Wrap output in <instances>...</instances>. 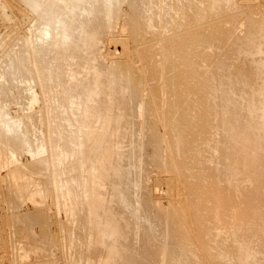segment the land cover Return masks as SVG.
<instances>
[{
    "label": "rangeland",
    "instance_id": "rangeland-1",
    "mask_svg": "<svg viewBox=\"0 0 264 264\" xmlns=\"http://www.w3.org/2000/svg\"><path fill=\"white\" fill-rule=\"evenodd\" d=\"M23 1V2H22ZM62 0H35V2L33 0H31L29 2H27V0H0V124L2 126H0V264H96L99 263V264H103V261H100V260H104L107 261L108 263H104V264H109L111 261L113 260H109V258H113L114 257V261L113 262H116L114 264H119L120 261L123 260L124 256L126 255L127 252L130 251V253H127V254H131L134 252L137 253L138 251H140V254L137 253L138 257L143 255V253H145L146 251V254L144 255L145 257H143V260L146 261L148 260L147 256L151 255L150 259L151 261H147L145 264H225L229 261H233L232 263H234L236 261L237 264H239V262L242 261L241 258H244L242 256H245L246 254V259L248 257L249 252L251 253V255L249 257H251L249 259L250 262L251 260H253L251 263H249V261L247 260H244L240 263V264H245V263H249V264H264L263 262V258H264V236L262 237V235H264V174H261L260 175V171L262 170L264 172V165L261 166V167H255L256 169V174L254 172L255 175H252L251 177V181H244L245 183L247 182V184H245L244 182L242 183L241 181V184L243 186H241L240 184V181H236V182H231L228 183L226 182V178L225 175H223L221 177L220 173L217 172L218 171H221V167H224L226 166V163L224 164L225 160H224V152L221 154V143H223L222 141H224V138L226 137V131L222 128V126H216V124L218 123H215V122H218L219 120V113H218V110H217V107L219 109V99L218 97L220 96L219 94L221 93L222 89L224 86V88L230 90L229 91V94L232 95L234 94L235 92H239L238 94L240 95L241 93V97L243 98L242 101H243V104H241V101H240V104L241 106L243 105V107H240V109H244L246 110L245 108V102H248L249 101H252L254 99V96H255V93H256V96L259 95L260 97L264 94L263 93V90H261L260 86L262 84V80H264V75L262 74L263 71L259 72L257 71L256 74L257 76L255 75V72H251V70H255V68L253 67H250V68H253V69H249L248 67L249 66H255V62H252V64L254 63V65H251V61L252 59L250 60V58L256 54H253V53H250L249 51L247 52L245 50V43L243 42L244 39L241 38L242 35H244V31H242L243 33L241 34V36L238 34L240 33L238 29L239 28V23H237L238 21H242L243 22V18L241 15V11H243L245 8H242V7H239V9L237 10V8H234L236 6H229L227 7L225 10L223 9V11H220L218 8H214L215 10L213 11L214 15L216 14V16L218 17L219 15V22H217L216 20V16L214 18V20H212V17L210 19V16L207 14V11L204 9L202 14H203V18H204V27L201 28L202 25H200V28L199 26H196V25H193L191 26L193 29L189 28V33H186L185 31H180L179 33L178 32H175V34L177 35H181L180 37L177 35V39H180L183 37L182 40H184L186 38V40L190 37H192L193 35L196 36H199L202 38L203 37V40H204V44L202 46H198V48H192V50H189L191 48H187L186 50H189V53L188 55L186 54V56H188V59H190V55H193V61L191 64H195V68L193 67V65L191 66L192 68H194V72H195V78L196 80H198L197 78H201L203 80H205V82H202V80H199L201 83L198 86L197 88V85H196V80H194V74L192 76V72L190 74V72H187L188 75H182V71L180 72L178 67H182L184 65H181V60L179 61L178 57H172L173 58V61H169V60H165L164 61V57H162V61H161V56L164 55V52L166 50V47H164V45H167L165 44V41L164 39L167 38V37H161L163 36L162 33H164V27L162 24L163 22H168V16L171 17L170 19V22L167 23V24H170L171 22H174L173 21V18H176V16H180V15H184L187 17L186 20H188V15H187V12L189 10L191 11H194L195 10V7L193 8L192 7V2H194V0H182L183 2H187L184 4L183 3H180L178 1H181V0H170L171 4L174 6H176V4H179L178 8L181 7L182 9V6H184V10H186L187 12L183 11V9L181 10L182 12H180V15H176L175 11H174V8L176 9V7L173 8L172 10V7L170 8V3L168 5V2L169 0L166 2V7H164L163 1H161L159 3V0H146L148 1L147 3H150V4H155L154 5V8L156 6V8L153 10L152 6L153 5H150V7H152L151 9H149V12L148 14H153L150 15V18L154 15L153 18L151 19H154V20H151L152 23H154L151 27L150 30L146 31L144 30L143 28H138L139 30H134V25H132V21H133V17L135 16V14L133 13H138V10H141V9H138L140 6L142 7V5H139L141 4L140 2H142V0H138V1H132V0H76L74 1V3L76 4V8L74 9V15H73V19L71 20L70 24L71 27L68 29L67 31V35L68 37L65 39L66 41H62L61 39H59L58 41L56 40L59 35L64 31V27L63 25H61L60 23H57L54 19H52V12L57 9V6L56 5H59L61 3ZM71 1V0H70ZM91 1V2H90ZM121 1V2H120ZM124 1V2H123ZM140 1V2H139ZM150 1V2H149ZM158 1V2H157ZM174 1V2H173ZM176 1V2H175ZM196 1V0H195ZM235 1V2H233ZM233 4H237V6H244L245 4H248L250 3L249 1L245 0L246 2H244L243 0H233ZM27 2V4H26ZM139 2V4H138ZM153 2V3H151ZM252 2V1H251ZM28 3L30 5H28ZM127 3V4H126ZM137 6H136V4ZM157 3V4H156ZM196 5L199 3L196 1L195 2ZM35 4V5H34ZM100 4V5H99ZM130 4V6L128 5ZM135 4V5H134ZM194 4V3H193ZM201 4V3H200ZM204 4V3H202ZM201 4V7L199 8H203L204 5ZM251 4V3H250ZM43 5V6H42ZM50 5V7H49ZM111 5V6H110ZM114 7H113V6ZM169 6V10L168 12L167 11H164L168 13L167 17H163L164 14L163 11H160L159 8L161 6V10H167L168 6ZM190 6V8H188V6ZM195 5V6H196ZM197 5V6H198ZM232 5V4H231ZM35 6V8H34ZM41 6V7H40ZM45 6V7H44ZM135 6V7H133ZM139 6V7H138ZM187 6V7H186ZM32 7V9H31ZM39 7V9H38ZM44 7V8H43ZM87 7V8H86ZM94 7V8H93ZM106 7V8H105ZM108 7V8H107ZM119 7V8H118ZM129 7V9H128ZM130 7H133L132 9H130ZM137 7V8H136ZM51 8V9H50ZM52 8H54L52 10ZM86 8V9H84ZM89 8V9H88ZM111 8V9H110ZM165 8V9H164ZM193 8V9H191ZM241 8V10H240ZM46 9V11H45ZM100 9V10H99ZM110 9V10H108ZM117 9V11H116ZM134 9H136L135 11H133ZM138 9V10H137ZM158 9V10H157ZM189 9V10H187ZM77 10V11H76ZM94 10V11H93ZM151 10V11H150ZM156 10V12H154ZM172 10V11H171ZM222 10V9H221ZM112 11L110 14L107 12H110ZM171 11V12H170ZM173 11H174V14H173ZM180 11V10H179ZM219 12L218 14L215 12ZM234 11H237V12H240L239 13H235ZM40 12V13H39ZM45 12V13H44ZM95 12V13H94ZM140 12V11H139ZM161 14H160V13ZM169 12L171 14H173V18L171 16V14H169ZM185 12L186 15L183 13ZM206 12V13H205ZM221 12V14H220ZM119 13V14H118ZM126 13V14H125ZM129 13H131V16ZM141 13V12H140ZM183 13V14H182ZM189 13V17H190V12ZM192 13V12H191ZM37 14V16H36ZM47 14V15H46ZM91 14V15H90ZM98 14V16H97ZM102 14V15H101ZM157 14H160V15H157ZM166 14V13H165ZM206 14V15H205ZM233 14H237L236 16L233 15ZM31 15V16H30ZM109 15V16H107ZM116 15V16H114ZM76 16L79 18H76ZM130 16V18L128 17ZM162 16V17H160ZM233 16H235L233 19H231ZM16 19H15V18ZM36 17V18H35ZM43 17V18H42ZM51 17V18H50ZM75 17V18H74ZM90 17V19H89ZM98 19H97V18ZM164 18V21L163 19L161 20L160 18ZM237 17V18H236ZM244 17V16H243ZM94 18V19H93ZM114 18V19H113ZM124 18L126 20H124ZM183 18V16H182ZM185 18V17H184ZM229 18L232 20H229ZM237 20H236V19ZM242 18V20H241ZM52 20L51 22L55 21L52 23V25H54V27H52L51 29V33L52 35L50 36H47L46 39L43 40V42L46 40V42H41V40L39 39V33H38V30L39 28L42 26V24H44L47 20ZM116 19V20H115ZM131 20L129 21V23H131V25L129 23H127L126 21L128 20ZM160 19V20H158ZM178 19V18H177ZM36 20V21H35ZM75 20V21H74ZM79 20V21H78ZM94 20H95V23L97 24L95 26V23H94ZM104 20V21H103ZM175 20V19H174ZM213 21V23H211L210 21ZM215 20H216V23H215ZM227 23V27H226V23L223 25V21ZM236 20V21H235ZM35 21V22H34ZM84 21V22H83ZM100 21V22H99ZM115 21V22H114ZM154 21V22H153ZM157 21V23H156ZM159 21V22H158ZM163 21V22H162ZM220 21L222 23H220ZM236 26H235V24ZM80 24H77L79 23ZM89 22V23H88ZM122 22V23H120ZM126 23L127 25L124 26L123 23ZM162 22V23H160ZM230 22V25H228ZM232 22V23H231ZM101 23V24H99ZM103 23V24H102ZM108 23V24H107ZM74 26H73V25ZM77 24V25H76ZM83 24H84V27H83ZM135 24V23H134ZM165 24V25H167ZM213 24V25H212ZM220 24L222 25L220 27ZM233 26H232V25ZM80 25V26H79ZM91 25V26H90ZM103 25V26H101ZM122 25V29H121V26ZM162 27H161V26ZM209 25V26H208ZM212 25V27H210ZM78 26L80 28H78ZM86 26V27H85ZM113 26V27H112ZM116 26V27H115ZM127 26V27H126ZM130 26L131 29H133V31L135 33H133V31L128 27ZM156 26V27H155ZM208 26V28H207ZM216 26V28H215ZM230 26L233 31L232 35L233 36H236L237 34L239 36H236L238 38H235L234 40V37H232V35L229 34V32H232V30L230 29L229 31V28L228 27ZM73 27V28H72ZM91 27V28H90ZM100 27H101V30H100ZM105 27V29H103ZM126 27V28H125ZM190 27V26H189ZM196 27V29L194 28ZM206 27V29H205ZM219 27V28H218ZM222 27L226 28L225 29H222ZM234 27V28H233ZM76 28V30H75ZM82 28V30H81ZM86 28V29H85ZM88 28H90V30H88ZM163 28V29H162ZM217 29V31L215 30V32L213 31V29ZM220 28L223 30L221 31ZM25 29V30H24ZM72 29V31H71ZM134 34V36L131 35V32H128L130 31ZM161 29V30H160ZM201 29V30H200ZM70 30V31H69ZM81 30V31H80ZM92 30V31H91ZM99 30V31H98ZM128 30V31H127ZM156 30V31H155ZM163 30V31H162ZM188 30V29H187ZM207 30V33H205ZM209 30V31H208ZM212 30V32H210ZM238 30V31H237ZM27 31V32H25ZM146 31V32H145ZM160 31L162 33H160ZM193 33H191V32ZM200 31V33H199ZM76 32V33H75ZM87 32H93L95 33V37L97 36V38L95 39V46L92 45V46H88L86 47V43H85V37H86V33ZM100 32V33H99ZM148 32V33H147ZM152 32V33H151ZM197 32V33H196ZM210 32V33H209ZM219 32V33H218ZM225 32V33H224ZM228 34H227V33ZM236 32V33H235ZM79 33V34H78ZM99 33V34H98ZM118 33V34H117ZM154 33V34H153ZM159 33V34H158ZM181 33H184V34H181ZM205 33L204 35H201ZM264 33V32H263ZM55 34V35H54ZM74 34V36H73ZM136 34V35H135ZM156 34V35H155ZM161 34V35H160ZM192 34V36H191ZM217 34V35H216ZM220 34V35H219ZM25 35V36H24ZM28 35V36H27ZM77 35V36H76ZM82 35V36H81ZM131 35V36H130ZM143 37H142V36ZM150 35V37H149ZM154 35V37H153ZM183 35V36H182ZM185 35V36H184ZM188 35V36H187ZM224 35V36H223ZM227 35V36H226ZM230 35V36H229ZM38 36V37H37ZM70 36V37H69ZM72 36V37H71ZM117 36L119 37H122L123 39L127 40V42H129L130 44V47H131V55L127 58L126 55L123 54V52L120 50L121 47L117 44L113 45L112 47V43L109 42L111 39H115ZM146 36V37H145ZM161 37L163 39H160L158 40V38L156 37ZM264 36V35H263ZM19 37V39H17ZM26 37V38H24ZM132 37V38H131ZM149 37V38H148ZM222 37V38H221ZM232 37L233 39H230ZM240 37V38H239ZM21 38V39H20ZM23 38V39H22ZM73 38H76V39H73ZM134 38V39H133ZM155 38V39H154ZM205 38V39H204ZM218 38V39H217ZM220 38V40H219ZM228 38V40H227ZM17 39V40H16ZM28 40L26 39H29V41L27 42V45H24L26 44V42ZM84 39V40H83ZM213 39V41H212ZM237 39H240L238 41V45H237ZM20 40V41H19ZM22 40V41H21ZM31 40V41H30ZM81 40V41H80ZM100 40V42H99ZM131 40V41H130ZM134 40V42H133ZM156 40V41H155ZM207 40V41H206ZM227 40V41H225ZM242 40V41H241ZM264 40V38H259L258 41H261ZM36 41V42H34ZM50 41V42H49ZM53 41V42H52ZM60 41V42H59ZM83 41V42H82ZM139 41H141L139 43ZM163 42V45L162 43H159V42ZM222 41V42H221ZM224 41V42H223ZM229 41V42H228ZM233 41L234 44L231 42ZM236 41V42H235ZM20 42H21V46L19 47L20 45ZM25 42V43H24ZM30 42V43H29ZM56 42V43H55ZM79 42V44H78ZM137 42V43H136ZM150 42V44H148ZM226 42V43H225ZM242 42V43H240ZM19 43V44H18ZM50 43V45H49ZM53 43V44H52ZM147 43V45H146ZM160 45H159V44ZM223 43V44H222ZM230 43H232L231 46ZM241 45V49L243 47V50H241V57L237 56L239 55V49H240V44ZM244 43V44H243ZM142 44V45H141ZM144 44V45H143ZM154 46H152V45ZM220 44V45H218ZM237 46H236V45ZM32 45V46H31ZM34 45L36 46L34 48ZM45 45V46H44ZM48 45V47H47ZM69 45V46H68ZM98 45V46H97ZM103 45V46H102ZM109 45V46H108ZM141 45V46H140ZM145 45L147 47H145ZM159 45V46H158ZM228 45V46H227ZM234 45L236 47H234ZM261 45V46H260ZM260 48L262 49L260 54H264L262 51H264V43H260ZM18 46V47H17ZM23 46H28L26 47H23ZM31 46V47H30ZM73 46V47H72ZM144 46V47H143ZM149 46V47H148ZM153 48H152V47ZM196 46V47H197ZM206 49H205V47ZM230 46V47H229ZM45 47V48H44ZM82 47V48H81ZM97 47V48H96ZM135 47V48H134ZM140 50L143 49V50ZM225 47V48H224ZM245 47V48H244ZM33 48V50H32ZM44 48V49H43ZM49 48V49H48ZM56 48V49H55ZM71 50H70V49ZM86 48V49H85ZM96 48V50H95ZM99 48V49H98ZM133 48V49H132ZM145 48V50H144ZM148 48H150V53L148 50ZM162 48V49H161ZM165 48V49H163ZM202 48V49H201ZM204 48V50H203ZM221 48V49H220ZM231 48V49H229ZM233 48V49H232ZM238 48V50L235 49ZM25 49V50H24ZM28 49H29V52H28ZM32 51H31V50ZM36 49V50H35ZM51 49V50H50ZM63 49V50H62ZM93 49V50H92ZM136 49V50H135ZM195 49V52H193ZM200 49V50H199ZM15 50V52H14ZM46 50V51H45ZM70 50V51H68ZM73 51L74 54H77L76 55H73V53H71ZM76 50V51H75ZM79 50V51H78ZM153 50V51H151ZM158 50V51H157ZM185 50V49H184ZM183 50V53L186 52ZM199 50V52L197 51ZM208 52L206 53L205 52ZM212 50V51H210ZM219 50V52H218ZM220 50H223V51H220ZM226 50V51H225ZM245 50V51H244ZM24 53H23V52ZM44 51V52H43ZM50 51V53H49ZM157 53H155V52ZM160 51V52H159ZM192 51V54H190V52ZM197 51V52H196ZM204 51V52H203ZM237 51V53L235 52ZM29 55H28V53ZM31 52V53H30ZM35 52V53H34ZM43 52V54L41 53ZM46 52V54H45ZM76 52V53H75ZM81 52V53H80ZM99 52V53H98ZM116 52V55L114 56ZM138 52V53H137ZM140 52V53H139ZM143 52V54L141 53ZM154 54H152V53ZM201 52H203L204 54L201 55ZM226 52H228L230 55L229 57V54H227ZM16 53V54H14ZM21 53V54H20ZM33 53V54H32ZM37 53V54H36ZM49 53V54H48ZM69 53V54H68ZM80 53V54H79ZM90 53V54H89ZM119 53V54H118ZM133 53H135L133 55ZM250 53V54H249ZM61 54V55H60ZM65 54V56H64ZM94 54V55H93ZM123 57H121V55ZM137 54L139 55V57L137 56ZM149 54V55H148ZM163 54V55H161ZM223 54V55H222ZM247 56H245V55ZM248 54V55H247ZM252 54V55H251ZM261 54V55H262ZM35 55V56H34ZM37 55V56H36ZM48 55V56H47ZM59 55V56H58ZM67 55V56H66ZM87 55V56H86ZM100 55V56H98ZM144 57H143V56ZM251 55V56H250ZM24 56V59H22ZM34 56V57H33ZM74 56V57H73ZM76 56V58H75ZM81 56V57H79ZM83 56V57H82ZM92 58H89L91 57ZM142 56V57H140ZM146 56V58H145ZM221 56V57H220ZM225 56V57H224ZM236 56V57H235ZM243 56V57H242ZM257 56V55H256ZM264 56V55H262ZM15 57V58H14ZM29 57V58H28ZM49 57V58H48ZM62 57V58H61ZM99 57V58H98ZM131 57V58H130ZM149 57V59H148ZM196 57V58H194ZM219 57V58H218ZM223 57L225 59H223ZM250 57L249 59H246ZM43 58V59H42ZM56 58V59H55ZM94 58V59H93ZM127 60H125V59ZM141 58V59H140ZM151 58V59H150ZM171 58V59H172ZM227 58L230 60H227ZM237 58V60H236ZM16 59V60H15ZM20 59L22 61H20ZM53 59V60H52ZM59 59V61H58ZM64 59V62L62 61ZM66 59V60H65ZM84 59V61H83ZM137 59V60H136ZM203 59V60H202ZM245 59V60H244ZM19 60V61H18ZM33 60V61H32ZM46 60V61H44ZM74 60V61H73ZM79 60V61H78ZM96 60V61H95ZM123 60V61H121ZM132 62H131V61ZM143 60V61H142ZM148 60V62H147ZM152 60V61H151ZM157 60V61H156ZM218 60V61H217ZM224 60V61H223ZM243 60V61H241ZM248 60V61H247ZM250 60V61H249ZM33 63H32V62ZM37 61V62H36ZM48 61V63H47ZM58 63H56V62ZM70 62L68 64V62ZM102 61V63H101ZM119 61V62H118ZM121 61V62H120ZM136 61V62H135ZM139 61V62H138ZM196 61V62H195ZM200 61V62H199ZM222 61V63H221ZM226 61V62H225ZM241 61V62H240ZM245 61V62H244ZM85 62V63H84ZM91 64L92 66H94L95 70L97 69L100 73V76L98 77L100 81H102L103 79L105 80V82L102 84V82H100V88H99V91L97 92L96 95H93L91 98H87L85 93H84V89L86 88L85 86H87L89 84V82L91 81V71L89 73V71H87L84 67L85 65H87L88 63ZM116 64H115V63ZM126 62V63H125ZM129 62V63H128ZM154 62V63H153ZM167 62H169L167 64ZM180 62V65H178ZM211 62V63H210ZM213 62V63H212ZM225 62V63H224ZM228 62V63H227ZM233 62V63H232ZM238 62V63H237ZM15 63V64H14ZM62 63V64H61ZM72 63V64H71ZM99 65H98V64ZM132 63V65L130 64ZM148 63H150L148 65ZM162 65V67H164V70H162L163 68L159 65ZM163 63L165 65H163ZM177 67H175L176 65ZM219 63V64H218ZM241 63H244L245 65L241 64ZM250 65H249V64ZM20 64V66L18 65ZM29 64V65H28ZM31 64V65H30ZM39 64V65H38ZM55 64V65H54ZM60 64V65H59ZM113 64V66H112ZM130 64V65H129ZM147 64V65H146ZM167 64V65H166ZM206 64V65H205ZM208 64L209 66L211 67H208ZM221 64V66H220ZM230 66H229V65ZM239 64V65H237ZM17 65V66H16ZM45 65V66H44ZM52 65V66H51ZM57 65V67H56ZM106 65V67H104ZM126 65V66H125ZM128 65V66H127ZM134 65V66H133ZM155 66H158V67H154ZM203 65V66H202ZM234 65V66H233ZM12 66V67H11ZM28 68H27V67ZM39 67H41V69H37ZM47 66V67H46ZM55 66V67H54ZM60 66V68H59ZM65 66V67H64ZM67 66V67H66ZM83 66V68H82ZM112 68H110V67ZM131 66V67H130ZM137 66V67H136ZM141 66V67H140ZM148 66V68H147ZM149 66H153L152 68L149 67ZM160 66V67H159ZM205 66V68H204ZM246 66V67H244ZM19 67V68H18ZM51 67V69H50ZM118 67V68H117ZM120 67V68H119ZM186 67V66H185ZM190 67V68H191ZM197 67H200L202 68L201 71H200V68L199 70L197 69ZM216 67V68H215ZM218 67V68H217ZM9 68V69H8ZM11 68V69H10ZM46 68V69H45ZM47 68H49L47 70ZM62 68V69H61ZM72 68V69H71ZM106 68V69H105ZM109 68V69H108ZM115 68V70H114ZM122 68V69H121ZM129 68V69H128ZM132 69V72H131V69ZM157 68L161 69V70H158ZM209 68V69H208ZM228 68V69H226ZM240 68V69H239ZM32 69V70H31ZM38 71H36V70ZM61 69V70H60ZM81 69V71L79 70ZM112 69V70H111ZM117 69V70H116ZM127 69V70H126ZM155 69V70H154ZM172 69V70H171ZM211 69V70H210ZM217 69V70H216ZM222 69V70H221ZM234 69V70H233ZM249 71L255 75V77H258V72L262 75V77L259 75V77L261 78H256L252 80V82L254 83V86H253V83L251 82L250 85H252L253 87H255V85H257L254 89H251L253 90V92H250V93H245V91H242L241 90V83L244 84V82L240 81L239 80V77L238 75H243L245 74L244 77H246V75H248L247 73ZM9 70V71H7ZM24 70V71H23ZM29 70V71H28ZM35 70V71H34ZM46 72H45V71ZM55 72H54V71ZM60 70V71H59ZM63 70V71H62ZM86 70V71H85ZM96 70V71H97ZM104 70V71H103ZM116 71V76H115V72H112V71ZM123 70V71H122ZM125 70V71H124ZM136 70V72H135ZM165 70H167L165 72ZM171 70V71H170ZM178 70V71H177ZM181 70V69H180ZM188 71V69L186 70L183 69V71ZM215 70V71H213ZM221 70V71H220ZM247 72H246V71ZM16 71V72H15ZM34 71V72H33ZM59 71V72H58ZM67 71H68V74H67ZM77 71V73H76ZM80 71V72H79ZM108 71V72H107ZM129 71V72H128ZM146 71V72H145ZM154 71V72H153ZM163 71V73H162ZM199 71V72H197ZM208 71V72H206ZM237 71V72H236ZM20 72V74H19ZM23 72V73H22ZM37 72V73H35ZM45 72V73H44ZM53 72V73H51ZM62 72V73H61ZM65 72V73H64ZM121 72H124V74L122 75ZM151 72V73H150ZM157 72V74H155ZM158 72L161 74H158ZM165 72V73H164ZM169 72V73H167ZM218 72V74H217ZM222 72H223V75H222ZM228 72V77L226 76V74L224 73ZM241 74H240V73ZM246 72V73H245ZM33 73V74H32ZM58 73V74H57ZM73 73H75L72 77L74 78V80H72L73 78L70 77ZM104 73V74H103ZM128 76V79H129V76H130V80L126 79L127 76ZM167 73V74H166ZM174 73V74H173ZM185 73V72H184ZM205 73V74H204ZM233 73V74H232ZM238 73V75H237ZM264 73V72H263ZM8 74V75H7ZM15 74H17L15 76ZM28 74V75H27ZM45 74V75H44ZM51 74V75H50ZM67 74V75H66ZM106 74V75H105ZM110 74V75H109ZM119 74V75H118ZM133 74V75H132ZM139 74V75H138ZM168 74H173L174 78H172L171 76V79H170V76ZM181 74V79H178V76ZM198 74V76H197ZM202 74V75H200ZM211 74V75H209ZM221 74V75H220ZM230 74V76H229ZM236 74V75H235ZM250 74V73H249ZM37 75V76H36ZM39 75V77H38ZM69 75V76H68ZM126 78H125V76ZM135 75V76H134ZM138 75V76H137ZM143 75V76H142ZM219 75V76H217ZM225 75V77H224ZM237 77L238 78V82L239 83H235V81H233V78L231 77ZM234 75V76H233ZM56 76V77H54ZM68 76V77H67ZM76 76V77H75ZM111 76V77H110ZM114 76V77H112ZM122 76V77H121ZM132 76V77H131ZM163 76V77H162ZM177 76V77H176ZM193 78V81L191 80V77ZM200 76V77H199ZM204 76V77H203ZM217 76V77H216ZM20 77V78H19ZM30 77V78H29ZM35 79H33V78ZM41 77V78H40ZM69 77L71 78V80L69 79ZM119 77V78H118ZM136 77V78H135ZM143 77V78H142ZM163 79H162V78ZM167 77L169 78L168 80V85H166L167 83ZM189 77V78H188ZM206 77V78H205ZM243 77V78H244ZM18 78V79H17ZM21 78H23L21 80ZM32 78V79H31ZM40 78V79H39ZM56 78V79H55ZM60 78V79H59ZM82 78V79H81ZM87 78V79H86ZM90 78V79H89ZM102 78V79H101ZM107 78V79H105ZM114 78V79H112ZM207 78H208V82L210 83V88H209V85H207ZM211 80H210V79ZM214 78V80H213ZM232 78V80H231ZM25 79V81H24ZM44 79V81H43ZM54 79V80H53ZM62 79V80H61ZM65 79V80H64ZM67 79V80H66ZM90 81H89V80ZM111 79V80H110ZM132 79V81H131ZM175 80L174 81V84H175V87L172 85L173 82L171 80ZM177 79H178V82L181 84V86H177L179 87L176 88V84L178 83L177 82ZM220 79V80H219ZM223 79V81H221ZM228 79L229 81H231V86H234V87H231L230 86V82L229 84H226L228 83ZM19 80V81H17ZM28 80V81H27ZM48 80V81H47ZM85 80V81H84ZM107 80V82H106ZM114 80V81H113ZM115 80H118L117 82ZM122 80V81H121ZM123 80H128L125 81V84L123 82ZM180 80V81H179ZM183 80V81H182ZM203 80V81H204ZM219 80V81H218ZM260 80V81H258ZM17 81V82H16ZM27 81V83H26ZM57 81V82H56ZM63 81V83H62ZM67 81V82H66ZM171 81V82H170ZM186 81L190 82L192 81L189 86L191 87V85L195 86L191 87V93L189 92V99L192 98L193 101L197 102V100L199 99L200 101V98H201V101L199 102L198 101V104L197 106H199L198 108L201 107L202 108V113L201 111H199L200 109L197 108V106L195 105V102L193 103V107L196 106L197 110H196V113H199V116L201 114V118L198 116V121L196 120L197 119V116L195 118V114H194V110H195V107L194 109L190 110V108L192 107L191 105V100H190V103L188 105H186L187 107L186 108H183L185 106H180V109L179 107L174 103L173 100L176 101V98H172L173 95L175 96V93L177 92L176 89H178V92L180 90V87L182 86H185L186 85ZM195 81V83H194ZM199 81L197 82V84L199 83ZM225 81V82H224ZM258 83H257V82ZM29 82V84H28ZM46 82V83H45ZM61 82V83H60ZM80 82V83H79ZM115 82V83H114ZM120 82V83H119ZM131 83L132 82V87H128V83ZM152 82V83H150ZM157 82V83H156ZM164 84H163V83ZM184 82V84H183ZM188 82V83H189ZM234 84H238V88H240V90L238 91L236 85H232L233 83ZM237 82V81H236ZM259 82H261V84H259ZM36 83V84H35ZM42 83V84H41ZM145 83V84H144ZM206 83V84H205ZM208 83V84H209ZM214 83V84H213ZM219 83V84H218ZM221 83V84H220ZM223 83V84H222ZM256 83V84H255ZM14 84V85H13ZM23 84V85H22ZM27 84V85H26ZM84 84V85H83ZM106 84V86H105ZM109 84V86H108ZM118 84V85H117ZM127 84V85H126ZM150 84V85H149ZM163 84V85H162ZM183 84V85H182ZM202 84H204L203 86H206V88H202ZM215 84L218 86H215ZM225 84V85H224ZM249 84V83H248ZM22 85V86H21ZM29 85V86H28ZM39 85V86H38ZM64 85V86H63ZM68 85V86H67ZM73 85V86H72ZM113 87L111 89V86ZM136 85V86H135ZM146 85V86H145ZM148 85V86H147ZM178 85V84H177ZM58 86V87H57ZM62 86V87H61ZM115 86V87H114ZM121 86V87H120ZM124 86V87H123ZM166 86V88H164ZM168 86H171L172 87V92L174 91V93L171 95V87L169 88ZM211 86H212V89H211ZM215 86L216 88V91L218 92H215V88H213ZM229 86L232 88H229ZM259 86V87H258ZM9 87V88H8ZM19 87V88H18ZM65 87V88H64ZM117 87L118 88V92H117V96H119L117 98L116 95L113 94V92H115V90H117ZM123 87V88H122ZM139 87V88H138ZM200 87V88H199ZM220 87V89H219ZM26 88V90H25ZM60 88V89H59ZM81 88V90H80ZM132 88V89H131ZM159 88V89H158ZM234 88V89H233ZM259 88V90H258ZM64 91H63V90ZM115 89V90H113ZM123 89V90H122ZM127 89V90H126ZM139 89V90H138ZM165 89V90H164ZM170 92H169V90ZM175 89V90H173ZM183 89V88H182ZM202 89V91L204 90V92L201 93L200 90ZM205 89H209L208 92H207V96H206V90ZM214 89V90H213ZM52 90V91H51ZM72 90V91H71ZM103 90V91H102ZM107 90V91H106ZM113 90V92H111ZM136 90V91H135ZM158 90V92H157ZM220 90V91H218ZM234 90V92L232 91ZM236 90V91H235ZM254 90H256L254 92ZM107 92L106 95L104 92ZM132 91H135L133 92L135 96H133L131 93ZM139 91V93H137ZM182 91V90H180ZM258 91H262V93L260 92L258 94ZM66 92V93H65ZM77 92V93H76ZM101 92V94H100ZM109 92V93H108ZM111 92V93H110ZM115 92V93H116ZM151 92V93H150ZM169 94H168V93ZM198 92H200V94L203 95V98H202V95H200ZM212 92H214V96L216 95H219V96H216L217 97V100H216V97H212L213 94ZM243 92V93H242ZM17 93V94H16ZM22 93V94H21ZM73 93V95H72ZM80 93V95H79ZM129 93V94H128ZM163 93V94H162ZM165 93V94H164ZM212 95H211V94ZM232 93V94H231ZM245 93V94H244ZM254 93V94H253ZM119 94V95H118ZM124 94V95H123ZM140 94V95H139ZM179 94H176V96H179ZM191 94V95H190ZM199 94V95H197ZM210 94V96H209ZM248 95V96H245L244 98V95ZM26 95V96H25ZM79 95V96H78ZM85 95V96H84ZM104 95V96H103ZM160 95V96H159ZM237 93H235L233 95L234 98L238 99L239 95H237ZM253 98H252V96ZM23 96V98H22ZM72 96V97H71ZM85 99H84V97ZM106 96V97H105ZM112 97H116L114 100L111 98ZM130 96L132 97V101L130 100ZM162 96V97H161ZM167 96V97H166ZM172 96V97H170ZM199 96H201L199 98ZM206 96V97H204ZM250 96H251V100H250ZM259 96L255 97L256 100H254V102H256L257 104L259 103L260 104V100H262V102H264V95L260 98ZM62 97V98H61ZM64 97V99H63ZM82 97V98H81ZM94 97V98H93ZM101 97V98H100ZM104 99H103V98ZM125 97H127V99H124ZM139 97V98H138ZM159 97V99H157ZM210 97V98H209ZM240 97V98H241ZM247 97V98H246ZM249 97V98H248ZM130 98V99H129ZM171 98V99H170ZM198 98V99H197ZM205 98V99H204ZM209 98V101L208 103L204 100H208ZM213 98V99H212ZM95 99V100H94ZM97 99V100H96ZM105 99L108 101H105ZM120 102H118L119 100ZM129 99V100H128ZM165 99V100H164ZM203 99V100H202ZM212 99V102H210ZM58 100V101H57ZM98 100H101L98 101ZM103 100L105 101V103L103 102ZM117 100V101H116ZM127 101L124 102V101ZM135 100V101H134ZM159 100V101H158ZM239 100V99H238ZM237 100V101H238ZM69 101V102H68ZM82 101V102H81ZM91 103H90V102ZM96 103H95V102ZM128 101H131V105L128 106ZM153 101V102H152ZM158 101V102H157ZM163 101V102H162ZM167 101V102H165ZM170 101H173V103H170ZM21 104H20V103ZM24 102V103H23ZM64 102V103H63ZM97 102H98V106H97ZM111 102V103H110ZM118 102V103H117ZM136 102V103H135ZM161 102V103H159ZM246 103V106H248V104L250 105V103ZM261 102V103H262ZM26 103V104H25ZM57 103V105H56ZM82 103V104H81ZM95 103V104H94ZM108 103V104H107ZM117 103L118 106H116L115 104ZM125 103V104H123ZM164 103V104H163ZM172 104L170 106V104ZM216 103H219V104H216ZM77 104V105H76ZM101 104H103L102 106L105 107L103 108L102 106H100ZM111 104V105H110ZM123 104V105H122ZM133 104V106H132ZM143 104V105H142ZM159 104V106H158ZM168 104V105H167ZM202 104V105H201ZM203 104H206V105H203ZM210 104H213V105H210ZM239 104V106H240ZM256 104V105H257ZM50 105V106H49ZM55 105V106H54ZM68 105V106H67ZM87 105V106H86ZM91 105V109H90V106ZM93 105V106H92ZM95 105V106H94ZM106 105V106H104ZM108 105H109V108L110 107H114L113 109L110 108V110L108 111ZM128 107H127V106ZM164 105V107H163ZM251 105L254 106V104L252 103ZM62 106V107H61ZM89 106V107H88ZM132 106V107H131ZM168 106L170 107L169 109V112L167 111L168 110ZM176 106V107H174ZM209 106L208 110H210V112H214L212 114L214 115H210L208 113V110H206V108ZM211 106H216V110L215 108L213 109V107ZM97 107V108H95ZM141 107V108H140ZM205 107V108H204ZM255 107V106H254ZM24 108H25V111H24ZM84 108V109H83ZM95 108V109H93ZM100 108V110H99ZM102 108V109H101ZM107 108V109H106ZM115 108H118V109H115ZM121 108V109H120ZM130 108V109H129ZM155 108V109H154ZM159 108V109H158ZM161 108V109H160ZM166 108V109H165ZM172 108V109H171ZM181 108L183 109V113L181 111ZM98 111H97V110ZM106 109V110H105ZM124 109V110H123ZM127 109V110H126ZM135 109V110H134ZM175 109V110H173ZM177 109H178V112L181 111L180 113L177 112ZM185 109V110H184ZM187 109H189L188 113H186ZM204 109V111H203ZM4 110V111H3ZM45 110V111H44ZM82 110V111H81ZM103 110V111H102ZM123 110V111H122ZM129 110V112H128ZM160 110V111H159ZM173 110V112H172ZM241 110V113L244 114V111ZM29 111V112H28ZM80 111V112H79ZM95 112L93 114V112ZM106 111V112H105ZM108 111V112H107ZM158 111V113L156 112ZM185 111V112H184ZM192 111V112H191ZM206 111V112H205ZM217 111V112H215ZM247 111V110H246ZM246 111H245V115H246ZM56 112V113H55ZM105 112V113H104ZM118 114H115L114 113H117ZM124 112H126L124 114ZM133 112V113H132ZM165 112H166V115H165ZM63 113V114H62ZM67 113V114H66ZM77 113V114H76ZM91 118H90V115ZM99 113V114H98ZM104 113V114H103ZM110 113V114H109ZM112 113V114H111ZM132 113V115H131ZM137 113V114H136ZM168 113V114H167ZM172 113V114H171ZM184 113L186 114H189L191 116V118L189 117H185L184 116ZM191 113H193L191 115ZM205 113L209 114L211 117V119H209V115H206ZM32 114V115H31ZM98 114V116H97ZM106 114V115H105ZM163 114V115H162ZM174 114V115H173ZM176 114V116H175ZM179 114V115H177ZM183 114V115H182ZM218 114V116H217ZM16 115V116H15ZM37 115V116H36ZM62 115V116H61ZM65 115V116H64ZM70 115V116H69ZM86 115V117H85ZM105 115V116H104ZM110 115V116H109ZM181 115L183 117V119H186L188 118L189 122H193V125L195 128L193 127H187V123H188V120L186 119L187 122H185L184 120H181ZM194 115V116H193ZM29 116V117H28ZM32 116V117H31ZM163 116V117H162ZM164 116L167 118L165 119ZM170 116L172 118H170ZM175 116V119H173ZM206 116L207 117V120L208 122H206L207 120L204 121V118L206 119V117H203ZM35 117V118H34ZM89 117V118H88ZM96 117V118H94ZM101 117V118H100ZM104 117H105V120H104ZM123 119V120H121ZM128 117H132V118H128ZM134 117V118H133ZM159 119H158V118ZM179 117L180 120L177 118ZM195 119H194V118ZM19 119L21 120H24L26 121V124L24 121L21 120V125H20V128L17 129V130H13V131H10L8 132L7 130H5V127L3 126V123H4V120L7 121L8 119ZM100 118V120H99ZM109 121V123L107 122L106 124V121L107 119ZM118 118H119V121H118ZM163 118H164V122H163ZM170 118V119H169ZM200 118V119H199ZM216 118V119H215ZM66 119V120H65ZM83 119L85 120V122H83ZM95 119V120H94ZM110 119H111V123H110ZM128 119V121H127ZM137 119V120H135ZM191 119V121H190ZM218 119V120H217ZM30 120V121H29ZM59 120V121H58ZM88 120V121H87ZM94 120V122H92ZM120 120H121V123H120ZM126 120V121H125ZM133 120V121H132ZM167 120V121H166ZM171 120H173L171 123ZM177 120V122L175 121ZM195 120V122H194ZM200 120V122H199ZM203 120V122H205L204 124H208L210 122V125L214 124L215 128L211 129L213 131H215V134L213 131H210V134L209 133H205V131H207L203 124V122L201 121ZM211 120V121H210ZM216 120V121H215ZM32 121V122H31ZM47 121V122H46ZM96 121V122H95ZM158 123H157V122ZM166 121V122H165ZM170 121V123H169ZM175 121V122H174ZM183 121V122H182ZM28 122V123H27ZM91 122V123H89ZM104 122V124H103ZM137 122V123H136ZM156 122V123H155ZM179 122V123H178ZM182 122V123H180ZM198 122L202 125L198 126ZM32 123V124H31ZM69 123V124H68ZM73 123V124H72ZM83 123V125H82ZM116 123V124H115ZM119 123V125L117 124ZM126 123V124H125ZM164 123V124H163ZM175 123V124H174ZM178 123V124H177ZM196 125H195V124ZM23 124V125H22ZM63 124V125H61ZM94 124V125H93ZM97 124V125H96ZM110 124V126H109ZM124 124V125H123ZM148 124V125H147ZM174 124L175 127L172 128V125ZM177 124V125H176ZM184 124V126L186 125V128H188L190 130V135H188V129L185 128V130H181L183 129L184 127H180V125ZM48 125V126H47ZM82 127H81V126ZM108 125V126H106ZM121 125V126H120ZM152 125V126H151ZM157 125V126H156ZM168 125V126H167ZM179 125V126H178ZM192 125V126H193ZM70 126V127H69ZM118 126V127H117ZM127 126V127H126ZM134 126V127H132ZM150 126V127H149ZM165 128H164V127ZM197 126V127H196ZM203 126V129L201 130ZM213 126V125H212ZM81 127V128H80ZM123 127V128H122ZM127 128V131H126V128ZM171 127V130L170 128ZM177 127V129H175ZM180 130L178 132L175 133L174 130H178L179 128ZM200 127V128H199ZM219 127L222 128L224 130V133L225 135L222 134L221 136V133H222V129L221 131H219ZM3 128V129H2ZM30 128V129H28ZM102 128V129H101ZM104 128V130H103ZM131 128V129H130ZM134 128V129H133ZM143 128V129H142ZM169 128V129H168ZM193 128V130L195 129H199L197 132H193L191 129ZM26 129V130H25ZM28 129V130H27ZM63 129V130H62ZM75 129V130H74ZM85 129V130H84ZM87 129V130H86ZM94 129V130H93ZM111 129V130H110ZM125 129V130H124ZM137 129V130H136ZM174 129V130H173ZM205 129V130H204ZM216 129V130H215ZM23 130V131H22ZM60 130V131H59ZM69 130V131H68ZM90 130V132H88ZM91 130H92V134H94V136H92L91 134ZM129 130V131H128ZM133 130V131H132ZM146 130V131H145ZM168 135H167V133ZM27 131V132H26ZM87 131V133H86ZM94 131V132H93ZM106 131V132H104ZM151 131V132H150ZM172 131V132H171ZM174 131V132H173ZM184 131V132H182ZM188 131V132H187ZM192 131V132H191ZM204 132V133H201ZM219 131V132H217ZM14 132V133H13ZM37 132V134H36ZM51 132V133H49ZM54 132V133H53ZM61 132V133H60ZM63 132V133H62ZM85 132V134H84ZM101 132H102V136L103 137H99V135H101ZM110 132V133H109ZM122 132V133H120ZM131 132V133H130ZM162 132V134H161ZM173 134H171V133ZM181 133H184L182 137L180 136H177V134L179 135ZM211 132L213 133L212 136L211 135ZM12 133V134H11ZM17 133V134H16ZM21 133V134H20ZM30 133V134H29ZM32 133V134H31ZM39 133V134H38ZM53 133V134H52ZM75 133V134H74ZM77 133V134H76ZM108 133V134H107ZM130 136H128L129 134ZM148 133V134H147ZM152 133V135H151ZM165 133L166 134V137H164L165 135L163 134ZM170 133V134H169ZM201 133V134H200ZM220 133V134H219ZM7 134V135H6ZM27 134V135H26ZM45 134V135H44ZM47 134V135H46ZM57 134V135H56ZM111 134V135H110ZM126 134V136H125ZM135 134V135H134ZM141 134V135H140ZM147 134V135H145ZM157 134V135H156ZM160 134V136H159ZM174 134L177 136H174ZM187 135V136H184V135ZM205 134L209 135L208 138L207 136H205ZM22 135V136H21ZM30 135V136H29ZM31 135H32V138H33V141L32 140H29L31 138ZM82 135V136H81ZM108 137H107V136ZM119 135V136H118ZM124 135V136H123ZM204 135V136H203ZM213 135L216 137H213ZM6 136V137H5ZM21 136V137H20ZM24 136V137H23ZM27 136V138H25ZM39 138L38 140L35 138ZM44 136V137H43ZM48 136V139H52V140H48L47 137ZM58 136V137H57ZM66 136V137H65ZM77 136V137H76ZM85 136V137H84ZM97 136V138H96ZM122 136V137H121ZM135 136V137H134ZM152 136V137H151ZM162 136V137H161ZM190 136V140L187 139L189 138ZM220 136V137H219ZM42 139H41V138ZM91 137V140L93 138V140L91 141L89 138ZM104 137L107 139L102 141L104 139ZM112 137V138H110ZM133 137V138H131ZM148 137V138H147ZM161 137V138H160ZM168 137V139H167ZM173 137H176L175 139L178 140L177 138H181V145L183 147L182 150L181 148L179 150H177V146L174 150L173 146L174 144L172 143H175V139H174V142H173ZM184 137H187L184 139ZM193 137L194 141L196 142V147L193 145V149H191L192 147V143H195L193 141V139L191 138ZM215 138L217 139L216 142L213 143V141H215V139H213L212 141V138L210 140V138ZM224 137V138H223ZM13 138V139H12ZM20 138V139H19ZM21 138H23L21 140ZM31 138V139H32ZM58 138V139H57ZM68 138V139H66ZM99 138V139H98ZM109 138V139H108ZM114 138V139H113ZM124 138V139H123ZM160 138L159 140V143H158V139ZM162 138H164V140H161ZM183 138V139H182ZM200 138V139H199ZM223 138V139H222ZM17 139V140H15ZM36 139V140H35ZM73 139V140H72ZM84 139H87L88 140V143H87V140H84ZM95 139V140H94ZM102 139V140H101ZM113 139V140H111ZM127 139H128V142H127ZM156 139V141L154 140ZM187 139V141H186ZM202 139H204L202 141ZM207 139L209 142H207ZM221 139V143L219 144L220 147H218L219 145H217ZM23 140L25 142H23ZM29 140V141H28ZM64 140V141H63ZM71 140V141H70ZM97 140V141H96ZM100 140V143L103 145L98 143ZM110 140V142H109ZM131 140V142L129 141ZM192 140V141H191ZM261 140H263V138H261ZM40 141V142H39ZM63 141V142H62ZM74 141V142H73ZM102 141V142H101ZM106 141V143H105ZM149 141V143H148ZM155 141V143H154ZM163 141V142H161ZM166 141V142H165ZM170 142V144L168 142ZM183 141L184 144H183ZM12 142V143H11ZM20 142V143H18ZM31 142H33L31 144ZM47 142V143H46ZM92 142V143H91ZM109 142V143H108ZM161 142V143H160ZM165 142V143H164ZM172 142V143H171ZM188 142H191V144L189 145ZM200 142V143H199ZM202 142V143H201ZM207 142V143H205ZM213 144H212V143ZM218 142V143H217ZM35 143H37V145H35ZM41 143V144H40ZM59 143V144H58ZM83 143V145L81 144ZM86 143V144H85ZM113 143V144H112ZM118 143V144H117ZM120 143V144H119ZM132 143V144H131ZM153 143V144H152ZM164 143V144H163ZM167 143V147L169 146V150L172 152V156L170 155V153L167 152V147L164 146L165 144ZM188 143V145H186ZM209 143L212 144V147L214 146V148L212 149V151H208L211 150L210 147H208V145H210ZM217 143V144H215ZM35 145V149H34V146L32 145ZM43 144V145H42ZM88 144V146H87ZM90 144V145H89ZM98 144V145H97ZM126 148H125V146ZM131 144V145H129ZM159 144V145H158ZM162 144H163V147H162ZM173 146H172V145ZM202 144V145H201ZM208 144V145H207ZM29 145V146H28ZM106 145V147H105ZM141 145V146H140ZM217 145V147H215ZM23 148H22V147ZM29 147V149L27 147ZM42 146V147H41ZM47 146V147H46ZM67 146V147H66ZM99 147V149L97 150L96 147ZM131 146V147H130ZM133 146V147H132ZM157 146V148H156ZM158 146L162 149H159ZM201 148H200V147ZM40 147V148H39ZM75 147V148H74ZM86 147V148H85ZM93 149H92V148ZM95 147V148H94ZM101 147V148H100ZM110 147V148H108ZM125 149H124V148ZM135 147V148H134ZM186 147V149L188 150H192L193 152V156L191 158L192 159L191 161L189 160L190 158H188V161H186L185 159H187L185 156H187L188 154L192 153L190 151V153H186L184 154L186 151L184 150ZM199 147V149H198ZM208 147V149H206ZM32 148V149H31ZM38 148V149H37ZM42 148H44V152L42 150ZM103 148V149H102ZM105 148V150H104ZM108 148V149H107ZM134 148V149H133ZM153 148V149H152ZM167 149L165 151V154H164V151L163 149ZM171 148H173V151L171 150ZM184 148V149H183ZM29 151H27V150ZM31 149V150H30ZM41 149V151H40ZM60 149V150H59ZM67 149V150H66ZM72 149V150H71ZM84 149L87 151H84ZM90 151H89V150ZM120 149V150H119ZM158 149L159 151L161 152H158ZM164 149V150H165ZM205 149V150H204ZM215 149V150H214ZM13 150H16V151H13ZM36 150V152H35ZM39 150V151H38ZM103 150V151H102ZM110 152H109V151ZM112 150V151H111ZM121 151L119 152V154L117 155V151ZM127 150V151H126ZM135 150V152H133ZM139 150V153L137 155L136 151ZM156 150V151H155ZM188 150V151H189ZM202 150V151H201ZM220 150V151H219ZM32 151V152H31ZM38 151V153H37ZM52 151V152H51ZM69 151V152H68ZM95 151V152H94ZM96 151H97V154H96ZM113 151H116L117 153L113 152ZM153 151V152H152ZM175 151V153H174ZM177 151V152H176ZM181 151H184V153L181 154ZM199 153V160H200V154H201V157L203 159V156L205 157L204 158V161H202V164H199L201 163L197 158V153ZM216 151V152H214ZM219 151V152H218ZM9 152V153H8ZM11 152V153H10ZM20 152V153H19ZM83 152V153H82ZM94 152V154H93ZM101 152V153H100ZM111 152H113L111 154ZM130 152V153H129ZM180 152V153H179ZM218 152V153H217ZM14 153V157L12 156ZM33 153V154H31ZM35 153V154H34ZM60 153L62 155H60ZM85 153V154H84ZM87 153V154H86ZM103 153H104V156H103ZM106 153V155H105ZM123 153V154H122ZM160 155H159V154ZM179 153V154H178ZM203 153V155H202ZM210 153V154H209ZM214 153V154H212ZM217 153V154H215ZM11 154V155H10ZM37 154V155H36ZM49 154V155H48ZM58 154V155H57ZM66 154V156H65ZM70 154V155H69ZM94 156H93V155ZM96 154V155H95ZM102 154V156L100 155ZM109 154V155H108ZM135 154V156L133 155ZM141 157H140V155ZM154 154H156L154 156ZM158 154V155H157ZM162 154V156H161ZM178 154V155H177ZM181 154V156H179ZM195 154H196V160L197 162L196 163H192L193 161V157L195 158ZM56 155V156H55ZM88 155V156H87ZM114 157L112 159V156ZM131 155H132V158H131ZM176 155V156H175ZM184 155V157H183ZM209 155L213 156V155H217L220 156V160L213 156L214 158H216V161L218 162H214L213 160V157L211 158L210 156V160H209ZM53 156V158H52ZM62 156V157H61ZM91 156V157H90ZM119 156V157H118ZM123 156V157H122ZM127 156V157H126ZM153 156V157H152ZM175 156V157H174ZM12 157L14 158V160L12 159ZM90 157V158H89ZM103 157V158H102ZM106 157V158H105ZM108 157V159H107ZM111 157V158H110ZM143 157V158H142ZM146 157V158H145ZM181 157V158H180ZM223 157V158H222ZM10 158L12 160H10ZM65 158V160L63 159ZM84 158H87L88 162L86 159ZM99 158V159H98ZM102 158V159H101ZM118 158H119V161H118ZM127 158V159H126ZM130 158V159H129ZM185 158V159H183ZM208 158V159H207ZM9 159V160H8ZM17 159V160H16ZM33 159V160H32ZM44 159V160H43ZM83 159V160H81ZM95 159V160H94ZM103 159L107 162L108 164V167H106V162L104 161L103 162ZM112 159V160H111ZM122 159V161H121ZM123 159H124V162H123ZM129 159V160H128ZM131 159L133 161H131ZM142 159V160H141ZM179 159V160H177ZM208 161H207V160ZM222 159V160H221ZM50 160V161H49ZM74 160V161H73ZM98 163H97V161ZM181 160V161H180ZM185 160V161H184ZM110 161V162H109ZM112 161V163H111ZM114 161V162H113ZM118 161V162H116ZM130 161V162H129ZM141 161V162H140ZM179 161V162H178ZM199 161V163H198ZM211 161V162H210ZM222 162V164H220ZM46 164H45V163ZM103 162V164H102ZM127 162V163H126ZM173 162H175V164H173ZM182 162V163H181ZM213 162V164H212ZM90 163V164H89ZM115 163V164H113ZM117 163H119L118 165H116ZM124 163V165H123ZM129 163V165H128ZM173 165H172V164ZM188 163V164H187ZM203 163H205V167H203ZM207 163H210V166L209 164ZM218 163V164H217ZM61 164H62V167H61ZM100 164H102L104 168H102L100 166ZM110 164H113V165H110ZM121 164V166H120ZM135 164V165H134ZM190 164V165H189ZM196 167H194L195 165ZM197 164H199L200 166H197ZM216 164V165H214ZM123 165V166H122ZM131 165V166H130ZM132 165L134 167H132ZM221 165V166H220ZM67 166V167H66ZM85 166V167H84ZM97 166V168H95ZM117 166V168H116ZM192 166V170H194V175L193 172L191 173V167ZM216 168H215V167ZM219 166V167H218ZM84 167V169H83ZM103 171H102V169ZM122 169V172H121V169ZM125 167V168H124ZM132 167V168H131ZM213 167L215 170H213ZM91 168V169H90ZM100 168V169H98ZM185 168V169H184ZM186 168H190L186 170ZM209 168V169H208ZM218 168V169H217ZM261 168V170H260ZM87 169V170H86ZM119 169V170H117ZM127 169V170H126ZM133 169V171H132ZM140 169V170H139ZM201 169V170H200ZM206 169V170H204ZM210 171L208 172L207 171ZM53 170H54V173H53ZM67 170V171H66ZM77 170V171H76ZM106 170V171H104ZM111 170V171H109ZM116 170L118 171V174H116ZM136 170V171H135ZM184 170H186L189 174H191V177L189 174V176L186 174L187 172H183ZM189 170V171H188ZM198 170V171H196ZM213 170V171H212ZM64 171V172H63ZM84 171V172H83ZM115 171V172H114ZM127 171V172H126ZM132 171V172H131ZM201 173H200V172ZM78 172V173H77ZM103 172V173H102ZM113 172H114V175H113ZM141 172V173H140ZM197 172V173H195ZM198 172L200 173L199 177H201V179H206L205 181L201 180L197 175H198ZM219 173V174H216V173ZM258 172V173H257ZM83 173V174H82ZM85 173V174H84ZM89 173V174H88ZM210 173V174H209ZM25 175V176H28L30 178V185L35 186L32 187L30 185H26V186H30L29 188L25 186L22 187L20 185V181L19 179H17L16 181V178H18L17 175ZM103 174V175H102ZM109 174V175H108ZM111 174V175H110ZM126 174V175H125ZM203 174V176L201 175ZM208 174V175H207ZM21 175V176H22ZM58 177H57V176ZM84 175V176H83ZM91 175V176H90ZM184 175V176H183ZM210 175V176H209ZM217 175L220 176L219 177V181L220 183L217 182V177H215ZM15 176V178H14ZM66 176V178H65ZM109 176V177H108ZM117 176H118V179H117ZM122 178H121V177ZM136 176V177H135ZM195 176L198 177V179L195 178ZM213 176V177H212ZM85 177V179H84ZM88 177V178H87ZM187 181H186V179ZM188 177H191L188 179ZM208 177V179H207ZM210 177V178H209ZM114 178V179H113ZM127 178V179H125ZM194 178V181H192V179ZM77 179V180H76ZM84 179V180H82ZM94 179V180H93ZM98 179V180H97ZM108 179V180H107ZM134 179V181H133ZM185 181H184V180ZM213 179V180H212ZM222 179V180H221ZM248 179V180H249ZM58 180V181H56ZM101 180V182H100ZM190 183H189V181ZM212 180V181H211ZM225 180V181H224ZM53 181H55V185L53 183ZM61 181V182H60ZM86 181V182H85ZM112 183H111V182ZM140 181V182H139ZM198 181V182H197ZM223 181V182H222ZM56 182H59L58 185L56 184ZM81 182V183H80ZM91 182V183H90ZM93 182V183H92ZM117 182V183H116ZM120 182V183H119ZM121 182L123 185H121ZM127 182V183H126ZM132 182V183H131ZM133 182H134V185H133ZM195 182V183H194ZM201 182V183H200ZM204 182V183H203ZM227 183V185L224 184ZM249 182V183H248ZM32 183V184H31ZM65 184V185H62V184ZM75 183V184H74ZM84 183V184H83ZM90 183V184H89ZM131 183V184H130ZM193 183V184H192ZM212 183V184H211ZM216 183V184H215ZM218 183V184H217ZM222 183V184H221ZM238 183V184H237ZM106 184V185H105ZM111 184H115V185H111ZM190 184V185H189ZM214 184V185H213ZM231 184V186H230ZM234 184V185H233ZM240 184V185H239ZM245 184V185H244ZM54 185V186H53ZM61 186V187H58V186ZM71 185V186H70ZM75 187H74V186ZM110 185V186H109ZM119 185V186H118ZM194 185V186H193ZM213 185V186H212ZM221 185V186H220ZM225 185V186H223ZM68 186V187H67ZM80 186V187H79ZM93 186V187H92ZM107 186V187H106ZM124 186V187H123ZM193 186V188H192ZM198 186V187H197ZM200 186V187H199ZM216 186V187H214ZM218 186V187H217ZM234 186V188H237V186H240L238 188H240V192L239 190L237 189H234L232 188ZM246 186V187H245ZM21 187V188H20ZM58 187V189H57ZM72 187V188H71ZM113 187L115 188L116 187V192H114L115 190L113 189ZM127 189H126V188ZM131 187V188H130ZM206 187V188H205ZM212 187H214L213 189H215L214 192ZM226 189H225V188ZM16 188V189H15ZM18 188V189H17ZM36 188V189H35ZM63 190H62V189ZM111 188V189H110ZM126 190H125V189ZM129 188V189H128ZM209 188V189H208ZM217 188V189H216ZM224 188V190H223ZM21 189V190H20ZM29 189V190H28ZM57 189V190H56ZM68 189V190H67ZM109 189V190H108ZM118 189V190H117ZM189 189V193L187 192ZM192 189V190H191ZM204 189V190H203ZM208 189V190H207ZM230 189V190H229ZM23 190V191H22ZM31 190V191H30ZM38 190V191H37ZM60 190V191H59ZM62 190V191H61ZM68 191H70L71 193H66ZM80 190V191H79ZM103 190V191H102ZM114 190V191H113ZM135 190V191H133ZM227 190V191H226ZM237 192H236V191ZM245 190V192H244ZM27 191V192H25ZM86 191V192H85ZM88 191H90V194ZM121 195H119V192ZM122 191V192H121ZM192 191V193H191ZM202 191V193H201ZM218 193H217V192ZM229 191L231 192V194H229ZM233 191V192H232ZM22 192V194H21ZM25 192V194L23 195V193ZM30 192H32V195H30ZM64 192V193H61ZM106 192V194H105ZM109 192V193H108ZM111 192V193H110ZM112 192H113V196L112 197ZM124 192V193H123ZM126 192V194H125ZM140 192V193H139ZM194 192H197L194 193ZM199 192V193H198ZM208 192V193H207ZM226 192V193H225ZM248 192V193H247ZM35 193V194H34ZM39 193V194H38ZM40 193H42V196L40 195ZM97 193V195H96ZM131 193V194H129ZM205 193V194H204ZM218 194L215 196L214 195H211V194ZM223 193V194H222ZM228 193V194H227ZM236 193V194H235ZM240 193L242 195H240ZM27 194H29L27 196ZM64 194V195H63ZM74 194V196H73ZM99 194V195H98ZM120 196V199H118L119 197H117L116 195ZM134 194V195H133ZM187 194V195H186ZM201 194V196H200ZM234 194V195H233ZM238 194V196H237ZM63 195V196H62ZM68 195V196H66ZM80 195V196H79ZM87 195V196H86ZM91 195V196H90ZM104 195H106L107 197H103ZM123 195V196H122ZM127 195V196H126ZM205 195V196H204ZM221 195V196H219ZM246 195V196H245ZM20 196V197H19ZM23 196V197H22ZM37 198H35V197ZM41 196V197H40ZM66 197V198H69V199H66V200H69V201H66V202H60L61 200H63L64 198L62 197ZM76 196V197H75ZM129 197V198H125V197ZM135 196V197H134ZM198 198H204L203 200L205 201H202V198L200 200L197 199ZM213 196V198L211 197ZM236 196V197H235ZM249 196V197H248ZM31 197V198H30ZM39 197V198H38ZM44 197V198H43ZM71 197H74V200L73 198ZM97 197V198H95ZM123 199H122V198ZM206 197V198H205ZM228 197V198H226ZM230 197H232L230 199ZM233 197H235L233 199ZM29 198V199H28ZM34 201H33V199ZM58 198V199H57ZM76 198V199H75ZM78 198V199H77ZM102 198L104 200H102ZM115 198V199H114ZM125 198V199H124ZM191 198H194L193 200L195 201L193 203V200ZM196 198V199H195ZM219 200V201H216L215 200ZM217 198V199H216ZM220 198V199H219ZM241 198H242V201H241ZM243 198H247V199H243ZM101 199L104 203H106L107 207H103L105 206L102 205L100 206L101 202L102 201H96V200H99ZM118 199V200H117ZM133 199V200H132ZM71 200H73V202L69 203ZM76 200H80V201H76ZM83 200V201H82ZM88 200V201H87ZM90 200V201H89ZM93 200V201H92ZM123 200H127L128 202H130V204H128L126 201H124L125 203H127V207L126 206H123V204H125L123 202ZM130 200V201H129ZM208 200V201H207ZM211 200V201H210ZM214 200V201H213ZM230 200V201H229ZM238 200V201H237ZM95 202L97 205L99 204V209L97 207V205L95 204L96 208L98 209V211L100 210V207H103L99 212H97V209H95V206L93 205L92 202ZM117 201H120V202H117ZM123 203H122V202ZM134 201V203H133ZM207 201V203H206ZM210 201V202H209ZM229 201V202H228ZM233 201V202H232ZM236 201V202H235ZM90 202V203H88ZM117 202V203H116ZM199 202V204L197 203ZM214 202V203H213ZM217 202H221L220 203V206L217 205ZM237 202H240V204H238ZM69 203V204H68ZM73 203V204H72ZM88 203V204H87ZM122 203V204H121ZM201 203V204H200ZM211 203V204H210ZM213 203V206H211ZM63 204V206H62ZM66 204H67V207H66ZM71 204V205H70ZM86 204V205H85ZM112 204L114 205L112 206ZM117 204V205H116ZM140 204V206H139ZM190 204H193V205H190ZM198 204V205H197ZM216 206H215V205ZM227 205L230 206V208L228 209L227 208ZM232 204H233V207L236 208L237 205H239L238 207V210L239 209H242V210H245V216H242V217H239L238 218L235 216L234 217V214L236 215L235 211L233 213H231L229 210L231 209H234L232 208ZM73 205H76V206H73ZM91 205V207H90ZM111 205V206H110ZM119 205V206H118ZM122 205V206H121ZM132 205V207H131ZM169 205V206H168ZM172 207H171V206ZM194 205L196 207H194ZM209 208H207V206ZM241 205V206H240ZM65 206V207H64ZM72 206V207H71ZM109 206V207H108ZM118 206V208H117ZM121 206V207H120ZM143 206V207H142ZM168 206V208H167ZM211 206V208H210ZM228 206V207H229ZM70 208V212H69V208ZM123 207H126L123 208ZM141 207V208H140ZM213 207V210H211V215H210V209H212ZM215 207V208H214ZM219 207V209H217ZM72 208V209H71ZM74 208V209H73ZM76 208V209H75ZM89 208V209H88ZM91 208V209H90ZM112 209V211L108 210V211H105L106 209ZM116 208V209H115ZM123 208V209H122ZM129 208V209H128ZM143 208V209H142ZM171 211H170V209ZM175 208L177 209L175 211ZM197 208V209H196ZM222 209V212L219 210ZM262 208V209H261ZM67 209V210H66ZM82 209V210H81ZM85 209V210H84ZM89 211H88V210ZM95 209V210H94ZM105 209V210H104ZM125 209V210H124ZM128 209V210H127ZM145 209V210H144ZM150 209V211H149ZM152 209H154L152 211ZM165 209V210H164ZM217 211H216V210ZM94 213H93V211ZM139 212H138V211ZM174 210V212H173ZM195 210V211H194ZM199 210L201 212H199ZM206 210V211H205ZM225 210L229 211L226 212ZM75 211V213H74ZM88 211V212H87ZM111 213H110V212ZM143 211V212H142ZM157 211V213H156ZM160 211V212H159ZM165 211V212H164ZM178 211V212H177ZM216 211V212H215ZM73 212V213H72ZM77 212V213H76ZM106 213V216H105V213ZM109 212V213H108ZM133 212V214L131 213ZM147 212V213H146ZM167 212V213H166ZM170 212V214H169ZM173 212V213H172ZM218 212V213H217ZM71 213V214H70ZM88 213V214H87ZM92 213V214H91ZM99 213V214H98ZM104 213V214H103ZM109 216L112 215V214H116V217L117 215L120 217H122V219H126L128 221V229H129V232L127 233V239H129V242H130V247L129 249H132L129 250L128 248H125L123 247V240L120 242L121 244V249H119V251H117V249L115 250L114 248H118V247H115L116 246V242L112 240H109V237H107L108 235H106V237L104 238V235L105 234H102L101 235V230L104 229V227H102L101 225H105V222H106V218L108 217V214ZM122 213V214H121ZM129 213V214H128ZM141 214V215H138V214ZM163 213V214H162ZM199 213V214H198ZM202 213H203V216H202ZM208 213V214H207ZM212 213H213V216H212ZM216 213V214H215ZM222 216L223 213H225V215H227V218L228 220H225L223 216H219L220 214ZM256 213V215H255ZM79 214V215H78ZM89 214L93 217L91 219V216L89 218ZM97 216H100V217H95V215ZM126 214V215H125ZM147 214V215H146ZM155 214V215H154ZM157 214V216H156ZM162 214V215H161ZM179 214V215H178ZM219 218L216 219L218 216ZM258 214V215H257ZM74 215V216H73ZM122 215V216H121ZM154 215V216H153ZM175 215H178L177 218ZM182 215V217H181ZM195 215V216H193ZM212 216V217H209ZM216 215V217H214ZM255 215V216H254ZM105 218V221L102 220L104 219L103 217ZM115 216V215H114ZM140 216V218L138 217ZM147 216V217H146ZM169 216V217H168ZM201 217V218H197V217ZM234 218L232 220V218ZM250 216V217H249ZM254 216V217H253ZM259 217V218H255V217ZM263 216V217H262ZM75 217V218H74ZM132 217V218H131ZM165 217V218H164ZM176 219H175V218ZM186 217V218H185ZM194 217V218H192ZM205 217V218H204ZM221 217V218H220ZM245 217V218H243ZM249 217V218H248ZM262 217V218H261ZM80 218V219H79ZM83 218V219H82ZM96 218L98 219L97 221L99 222H96ZM100 218V219H99ZM118 218V217H117ZM144 218L146 219L147 222V225L149 226L151 224L155 225V233L153 232L152 234V237L153 236H158L154 239V241L150 240V244H152V248H156L157 246H160L158 248H154L152 249L151 248V245H150V251L148 252V250H145L147 248H141L140 247V250H137L139 245L142 241H144L143 239H146V236L144 235L145 234V227L143 226L145 224L146 225V221L144 220ZM163 220H162V219ZM167 218V219H166ZM182 218V219H181ZM211 218V219H209ZM214 218L216 220H214ZM244 220H243V219ZM75 219V220H74ZM82 219V220H81ZM121 219V218H120ZM121 219V220H122ZM148 219V220H147ZM151 219V220H150ZM165 219V220H164ZM188 219V220H187ZM213 219V220H212ZM221 219V220H220ZM241 219V220H240ZM262 219L261 221H258ZM79 220V221H78ZM144 220V222H143ZM178 220V223L177 221ZM181 220V221H180ZM186 220V221H184ZM196 220V221H195ZM200 220V221H199ZM217 220L219 222H217ZM226 221L225 222V225L224 223H222L223 221ZM232 222H231V221ZM248 220H251V221H248ZM257 220V221H256ZM104 221V222H102ZM134 221V222H133ZM159 221V222H158ZM174 221H176L174 223ZM211 221L213 222H217L219 225H221V223L223 224V226H219L217 223L214 224L213 222L211 223ZM222 221V222H221ZM230 221V222H229ZM240 221V222H239ZM246 221L248 222V224H246ZM86 222V223H85ZM133 222V223H132ZM155 222V223H154ZM171 222L175 225L173 228L174 229H165L163 230L162 228V231H161V226L163 225H170ZM184 224H183V223ZM189 222V224L187 223ZM197 222V223H196ZM201 222V223H200ZM236 222H237V227L234 228V226H236ZM242 222V223H241ZM258 222V224H257ZM84 223V224H83ZM97 223V224H96ZM104 223V224H102ZM137 223V224H135ZM143 225H142V224ZM159 223V225H157ZM164 223V224H163ZM195 223V224H194ZM199 223L201 225H199ZM230 223V226L228 227V225ZM232 223V224H231ZM235 223V225H234ZM240 223V224H239ZM256 223V224H255ZM261 223V224H260ZM88 224V225H87ZM97 226H96V225ZM133 224V226H132ZM135 224V225H134ZM177 224V226H176ZM179 224H182V226L180 225L178 227ZM200 226H198V225ZM208 224V225H207ZM212 227H211V225ZM240 226H239V225ZM244 224V225H243ZM87 227H86V226ZM92 225V227H91ZM95 225V226H94ZM101 227H99V226ZM210 225V226H209ZM217 225V226H216ZM233 227H232V226ZM244 227H243V226ZM248 225V226H247ZM140 226V227H139ZM166 226V227H167ZM173 225L171 224L170 228L172 227ZM226 226V227H225ZM247 226V227H246ZM252 226V227H251ZM254 226V227H253ZM262 226V227H261ZM85 227V228H84ZM142 228L139 230V228ZM157 227L159 228L157 230ZM178 227V229H177ZM206 227V228H205ZM211 227V228H210ZM218 227H220L218 229ZM92 228V229H90ZM97 228V230H96ZM101 229L99 230L98 232V229ZM138 228V229H137ZM182 228V230H181ZM208 228V229H207ZM224 228V229H223ZM245 230H244V229ZM169 229V230H168ZM180 229V230H179ZM184 229H185V232H184ZM206 229V230H205ZM217 231H216V230ZM137 230V231H136ZM139 230V231H138ZM177 230V231H176ZM208 230V231H207ZM212 230V231H211ZM213 230L215 235L212 234L213 233ZM225 230V231H224ZM229 230V232H228ZM254 230V231H253ZM86 231V232H85ZM92 231V233H91ZM96 233L94 234L93 233ZM107 231V230H106ZM142 231V232H141ZM156 231H160L159 233L156 232ZM164 231V232H163ZM169 231V232H168ZM175 231L176 234H173ZM190 231V233H189ZM207 231V233L205 234V232ZM222 231V234L221 232ZM234 231V232H233ZM252 233H251V232ZM138 232V233H137ZM172 232V233H171ZM179 232V233H178ZM199 232V233H198ZM219 232V234H218ZM232 232V235H230ZM240 236H238L236 233ZM242 232V234L240 233ZM248 232V233H247ZM263 232V233H262ZM90 233V234H89ZM133 233V234H132ZM157 233V234H156ZM166 236H164V234ZM170 233V234H169ZM178 233V234H177ZM186 233V234H185ZM201 233V234H200ZM235 233V234H233ZM251 233V234H250ZM262 235H261V234ZM92 234V235H91ZM138 234V235H137ZM142 236H141V235ZM156 234V235H155ZM161 234V235H160ZM172 234V236H171ZM197 234V235H196ZM246 234V235H245ZM259 234V235H258ZM176 235V237L174 236ZM208 235V236H207ZM218 235L216 237V240L213 238L214 236ZM220 235L224 236V240ZM228 235V236H227ZM243 235V236H242ZM251 235V236H250ZM255 235V236H254ZM257 235V236H256ZM100 236V237H99ZM132 236V237H131ZM139 236V238H138ZM141 236V237H140ZM145 236V237H144ZM169 236V237H168ZM170 236L171 238H173V240L170 239ZM183 236V237H182ZM187 237V240H186V237ZM202 236H207L208 239H206L207 237H205V239L202 237ZM231 236V237H230ZM260 236H261V239H260ZM99 239H97V238ZM190 237V238H189ZM197 237H201V240L202 238L204 239V243H203V240L202 241H199ZM221 237V238H220ZM238 239H241L244 238V239H241V240H238ZM94 238V239H93ZM107 238H108V241H107ZM142 238V240H141ZM182 238V239H181ZM214 240H213V239ZM229 238V239H227ZM235 240H234V239ZM248 238V239H247ZM251 238V239H250ZM83 239V240H82ZM93 239V240H92ZM139 239V240H138ZM167 241H166V240ZM176 239V240H175ZM178 239V240H177ZM191 239V241H190ZM219 239H223L224 241H227V242H224L223 240H220L218 241ZM232 239V241H231ZM255 239V240H254ZM37 240V241H36ZM85 240V241H84ZM96 240V241H95ZM100 240V241H99ZM105 240L106 242H109V243H106L103 241ZM169 240V241H168ZM175 240V242H174ZM187 242H186V241ZM208 240V241H206ZM236 240L237 242H241V244L243 245V248L240 249L239 246H242L241 244L239 245L238 243L236 244ZM252 240V241H251ZM44 241V243L42 244V242ZM93 241V242H92ZM133 241V242H132ZM138 241V242H137ZM140 241V242H139ZM164 241V242H163ZM180 243H179V242ZM199 241V244L201 245L202 244V247L206 246V242H208L207 246H209V248H202L199 244H196L198 243ZM206 241V242H205ZM215 241V242H214ZM223 241V242H222ZM230 241V242H229ZM234 241V242H233ZM246 244H244V242ZM100 242V243H99ZM110 242L114 243L112 244L114 246L110 245ZM146 242V241H145ZM159 242V244H158ZM174 242V243H173ZM192 242V243H191ZM194 242V243H193ZM196 242V243H195ZM201 242V243H200ZM220 245V247H223V248H220L222 249V251L218 248V244ZM233 242V244H232ZM249 244H248V243ZM36 243V244H35ZM104 243V244H103ZM134 243V245H133ZM185 243V244H184ZM210 243V244H209ZM215 246L214 248H212L213 246ZM221 243V244H220ZM226 243V244H224ZM260 243V245H259ZM85 244V245H84ZM93 244V245H92ZM97 244L98 247L95 245ZM109 244V245H108ZM119 244V246H120ZM148 244V243H147ZM157 244V245H156ZM174 244V245H173ZM178 244V245H177ZM194 244H196L194 246ZM205 244V245H204ZM216 244V245H214ZM223 244V246H222ZM73 245V246H72ZM92 245V246H91ZM105 245V247H104ZM108 246L107 250L106 247ZM127 245V243H126ZM176 245V246H175ZM183 245V246H182ZM185 245H187L185 247ZM189 245V246H188ZM198 246L199 251L196 250V246ZM226 245V246H224ZM231 245V246H230ZM233 245V246H232ZM248 247L247 250L245 247ZM252 245V250L255 251V256L257 255V257L253 256L254 255V252L250 249ZM255 245V246H253ZM258 245V246H257ZM81 246V247H80ZM91 246V247H90ZM93 246H96V247H93ZM137 246V247H136ZM191 246H193V249ZM206 246V247H207ZM239 248H237V247ZM263 246V247H262ZM75 247V248H74ZM77 247V248H76ZM163 247V248H162ZM225 247V248H224ZM226 247H229V248H226ZM254 247H256L254 249ZM44 248V249H43ZM84 248V249H83ZM92 248V250H91ZM98 248V249H97ZM103 248L104 251H103ZM112 248V249H110ZM128 249V251L125 249ZM134 248V249H133ZM170 248V249H169ZM172 248H173V251H172ZM188 248V249H187ZM201 248V249H200ZM236 248H237V251H236ZM260 248V249H259ZM263 248V249H262ZM40 249V250H39ZM78 249V250H77ZM88 249V250H87ZM94 249V250H93ZM96 249V250H95ZM101 249V250H100ZM136 249V250H135ZM189 249H191L189 251ZM207 250L204 252V250ZM214 251V256H211L213 255L212 254V251ZM217 249L221 251L220 255H222V262H218L220 261L219 258L220 255L218 254V251L217 252ZM228 249V250H227ZM232 249V250H231ZM234 249V250H233ZM250 249V251H249ZM91 250V251H90ZM100 252H99V251ZM112 250H115L117 253H115V251L113 252ZM143 250V251H142ZM184 250V252H183ZM203 251V253L207 256L205 257V255L203 256V253L199 254L198 252H201ZM216 250V251H215ZM224 250V251H223ZM226 250V251H225ZM239 250V252H241L240 254V257H239V254L237 253ZM257 250V251H256ZM83 251V252H82ZM125 253L124 256H123V252ZM137 251V252H136ZM142 251V252H141ZM152 251V252H151ZM164 251V252H163ZM180 251V253H179ZM192 251H194V253H198V254H194ZM208 251H211V252H208ZM247 251V253H246ZM252 251V252H251ZM109 255V258H107V255L106 253ZM113 252V253H110ZM155 252V253H154ZM163 252V253H162ZM187 252V253H186ZM190 252V253H189ZM208 254H207V253ZM217 252V253H216ZM226 252L227 257L230 256V258H227V257H224L223 256V253ZM235 252V253H234ZM245 252V253H244ZM258 252V253H257ZM263 252V253H262ZM102 253V254H101ZM115 255L113 257H110V255L112 256V254ZM147 253H149L147 255ZM151 253V254H150ZM162 253V254H161ZM168 253V254H166ZM173 253V254H172ZM183 253V254H182ZM186 256H185V254ZM219 256L218 259H216V255ZM238 255H237V254ZM253 253V255H252ZM90 254V255H89ZM120 255H122L123 257L121 258ZM160 254V255H159ZM164 254V255H163ZM171 254V255H169ZM189 256H188V255ZM210 254V255H209ZM244 254V255H243ZM262 254V256H260ZM83 255V256H82ZM98 255V256H96ZM99 255H101L99 257ZM103 255H106V256H103ZM119 256L117 258H115V256ZM136 255V254H135ZM163 255V256H162ZM173 255V256H172ZM179 255V256H178ZM184 255V256H183ZM191 255H194L196 256V260L195 258H193L194 256H191ZM199 255V256H197ZM204 259H202L203 257ZM225 255V253H224ZM236 255V256H235ZM77 256V257H76ZM178 258H177V257ZM208 256H210L208 258ZM235 256V258H234ZM252 256L254 259H252ZM88 257V258H87ZM171 257V258H170ZM199 257H202L200 259H198ZM236 257L237 258H240V260L237 262L236 260ZM261 257H263L261 259ZM90 258H92V261L90 260ZM103 258V259H102ZM105 258V259H104ZM118 258H120V260H117ZM140 258V257H139ZM145 258V259H144ZM164 258V261L163 259ZM177 258V259H176ZM181 258V259H179ZM205 258H206V261H205ZM212 258V262L211 260L209 261L208 259ZM215 258V259H213ZM225 259V262H223ZM258 260H262V261H256L257 259ZM260 258V259H259ZM77 259V260H76ZM108 259V260H107ZM168 259V260H167ZM173 259V261H172ZM188 259V260H187ZM229 261H228V260ZM72 260V261H71ZM86 260V261H85ZM95 260H99V261H96L94 263ZM142 260V261H143ZM175 260V261H174ZM177 260V261H176ZM199 260H200V263H199ZM208 260V261H207ZM217 260V261H216ZM255 260V261H254ZM74 261H77V262H74ZM110 261V262H109ZM119 261V262H118ZM186 261V262H185ZM191 261V262H190ZM46 262V263H45ZM81 262V263H80ZM83 262V263H82ZM87 262V263H86ZM92 262V263H91ZM113 262H111L113 264ZM163 262V263H161ZM174 262V263H173ZM176 262V263H175ZM183 262V263H182ZM206 262V263H205ZM211 262V263H210ZM218 262V263H217ZM229 262V264L231 263ZM255 262V263H254ZM231 263V264H232ZM123 264V263H122ZM228 264V263H227ZM235 264V263H234Z\"/></svg>",
    "mask_w": 264,
    "mask_h": 264
},
{
    "label": "bare ground",
    "instance_id": "bare-ground-1",
    "mask_svg": "<svg viewBox=\"0 0 264 264\" xmlns=\"http://www.w3.org/2000/svg\"><path fill=\"white\" fill-rule=\"evenodd\" d=\"M30 1H31V0H29V2H30ZM33 1L35 2V0H33ZM38 1H39V0H38ZM56 1H57V0H56ZM74 1H76V0H74ZM74 1H73V0H71V1H70V0H62L61 3H60L59 5H56V6H57V9H55V10L52 12V16H53L52 19H54L57 23H60V24L63 25V27H64V31H63V32L59 35V37L56 39L57 41H58L59 39H61L62 41H66L65 39L68 37V35H67V31H68V29L71 27V25H69V24H70L71 20L73 19L74 9L76 8V6H75L76 4L74 3ZM91 1H92V0H91ZM91 1H90V2H91ZM127 1H128V0H127ZM132 1H133V0H132ZM134 1H135V0H134ZM136 1H138V0H136ZM153 1H154V0H153ZM161 1H163V0H161ZM161 1L159 0V3H160ZM165 1H166V0H165ZM165 1H163V2H165ZM167 1H168V0H167ZM167 1H166V2H167ZM176 1H178V0H176ZM176 1H175V2H176ZM191 1H192V0H191ZM196 1L199 3V5L197 4L198 6H197L196 3H195ZM196 1L194 0V2H192V7H193V6L195 7V10H194V11H191V10L187 9V10H189L188 12H190V14H191L190 17H189V13H188L186 10L183 9L184 6L181 5L183 11L187 12V15H188V18H189L188 20H186V19H187L186 16H184V15H180V12H182V11H181L182 9H181V7L178 8V6H179L180 3H183V4H184V2H185V1L183 2L182 0H181V1H178L179 4H176V6H174V4L172 5V4L170 3V2H171L170 0H169V2H168V5H169V3H170V5H171L170 8L172 7V10H173L174 7H176V9L174 8V11L176 10V11H175L176 15H177V14L180 15L179 17L176 16V18H173V16H174V15H173V14H174V11H173V14L170 13L172 10L169 12V14H171V16L173 15L172 18H173V21H174V22H171L170 24H167V23L170 22V19H171V17H169L170 15L168 16V19H169V20H168L167 23H166V22H163V21H164V18H160V17H162V16L159 17L161 20L163 19V21H162L163 23H162V22H160V23L164 24L163 27L165 26L164 29L162 28V29L164 30V33H162V32L160 31V33L163 34V36H161V37H167V38L164 39L165 44H167V45H164V47H166V50H165V52H164V55L161 54V55H163V56H161V61H162V57H164V58H163L164 61H165V60H166V61L169 60L170 62L173 61V58H172V57H174V58H175V57H178L179 61L181 60V61H180V62H181V65H184V66H182V67H178V69H179V68L181 69V70L179 69V71H180V72L182 71V73H183L182 75H185V74L188 75L189 73L187 74V72H190V74H191V72H192V76H193V74H194V78H195V72H194L195 69H194V68H195L196 65H195L194 63L191 64L192 61L194 60V59L192 58L193 55H190V59H188V56H186V54L188 55L189 50H192L193 47L196 49V48H198L197 45L202 46V45L204 44L203 37L201 38L200 35L197 36V34H198L197 32H196V33H197L196 36H194V35L192 36L193 33L190 31V32L192 33V34H191L192 37L189 36V38H188L187 40H186V38H185L184 40H182V39H183V37H182L181 40H180V39H177L176 36H177L178 34L176 35L175 32H178V33H179L180 31L182 32V31H185V30H186L187 32H186V31H185V32H186V33H189V30H190L189 28L193 29V28L191 27V26H193V25L199 26V28H200V25H202L201 28H203V27H204V26H203V25H204L203 23H204L205 21H204V18H203V14H202V12H203L204 9L207 11V14L210 16V19H211V17H212V20H214V18H215V16H216V14L214 15V13H213V11L215 10L214 8H216V9L218 8L220 11H223V9L225 10L227 7H229V6H233V5H234V6H236V7L233 6L234 8H237V7H238L237 10L239 9V7L245 8L243 11H241V15L244 16V17L242 16V18H243V22H242V21H240V22L238 21V22H237V23H239V28H238V29H240V30H239L240 33H238V34L241 36V34L243 33L242 31L245 32L244 35H242V37H241V38L244 39L243 42L245 43V47H246V48H245V47H244V48H245V50H246L247 52L249 51L250 53H253V54H256V55H257V56L254 55V56H252L251 58H250V57L246 58V59H249V58H250V60L252 59V61H251V65H254V63L252 64V62H255V66H249L248 68H249V69H253V68H255V70H254V71L251 70V72H255V75H256V76H257V74H256L257 71H259V72L263 71V72H264V56H262V55H264V54H262V53H261L262 55L260 54V52H261V50H262V49H261L262 47L260 48V46H261L260 43H264V40H262V42H261V41H258L259 38H261V37L264 38V36H263V35H264V33H263V32H264V0H251L252 2L249 1V0H247V1H249L251 4L248 3V4H245L244 6H242V5H241V6H237L236 3L233 4V2H235V1H233V0H196ZM232 1H233V2H232ZM243 1L246 2L245 0H243ZM22 2H23V1H22ZM27 2H28V0H27ZM27 2H26V4H27ZM53 2H54V0H53ZM120 2H121V1H120ZM123 2H124V1H123ZM139 2H140V1H139ZM139 2H138V4H139ZM147 2H148V1H146V0H142V2H140L141 4H139V5H142V7H141V6H140V7L138 6V7H139L138 9H141V10H138V9H137V10H138V13H137V15H136V13H133V14H135L134 17L132 16L133 14L131 15V13H129V14L134 18V19H133V18L131 17V18L133 19V21H132L133 24H132V25L135 26V27L133 26V27H134V30H135V28H136L137 30H139L138 28L141 27V28H143L144 30L148 31V30L151 29V27L154 26V25H153L154 23H152L151 20H154L155 18H154V19H151V18H153L154 15H156V14H154V15L150 18V15H152L153 12H152V14L149 13L150 15L148 14V12H149V9H151L152 7H153L152 9L154 10V9L156 8V6H155V8H154V5H155V4L153 5V4H150V3H147ZM149 2H150V1H149ZM157 2H158V1H157ZM166 2L163 3L164 7H166V4H167ZM173 2H174V1H173ZM188 2H189V0H188ZM151 3H153V2H151ZM185 3H187V2H185ZM189 3H190V2H189ZM193 3H194V4H193ZM200 3H201V4L204 3V4H202V5H204L203 8H199V7H201V4H200ZM126 4H127V3H126ZM135 4H136V3H135ZM135 4H134V5H135ZM156 4H157V3H156ZM187 4H188V3H187ZM231 4H232V5H231ZM28 5H30V4L28 3ZM34 5H35V4H34ZM99 5H100V4H99ZM128 5L130 6V4H128ZM150 5H153V6L150 7ZM168 5H167V6H168ZM177 5H178V6H177ZM184 5H185V4H184ZM195 5H196V6H195ZM42 6H43V5H42ZM110 6H111V5H110ZM112 6H113V5H112ZM136 6H137V4H136ZM187 6H188V8H190L189 5H187ZM187 6H186V7H187ZM40 7H41V6H40ZM44 7H45V6H44ZM44 7H43V8H44ZM49 7H50V5H49ZM113 7H114V6H113ZM133 7H135V6H133ZM133 7H130V9H132ZM194 7H193V8H194ZM34 8H35V6H34ZM86 8H87V7H86ZM86 8H84V9H86ZM93 8H94V7H93ZM105 8H106V7H105ZM107 8H108V7H107ZM118 8H119V7H118ZM136 8H137V7H136ZM170 8H169V6H168L167 10H161V6H160L159 10H160V11H163V13H162V14H164L163 17H164L165 15H166L165 17H167V15H168L167 12H168V10H169ZM193 8H191V9H193ZM31 9H32V7H31ZM35 9H36V8H35ZM38 9H39V7H38ZM50 9H51V8H50ZM53 9H54V8H52V10H53ZM88 9H89V8H88ZM110 9H111V8H110ZM110 9H108V10H110ZM128 9H129V7H128ZM152 9H151V10H152ZM164 9H165V8H164ZM202 9H203V10H202ZM221 9H222V10H221ZM99 10H100V9H99ZM135 10H136V9H134L133 11H135ZM151 10H150V11H151ZM153 10H152V11H153ZM157 10H158V9H157ZM179 10H180V11H179ZM201 10H202V12H201ZM240 10H241V8H240ZM45 11H46V9H45ZM76 11H77V10H76ZM93 11H94V10H93ZM116 11H117V9H116ZM139 11H140L141 13H140ZM164 11H167V12H165L166 14L164 13ZM111 12H112V11L107 12V14H108V13L110 14ZM154 12H156V10H155ZM185 12H183V13L186 15ZM191 12H192V13H191ZM215 12H216L217 14L219 13V12H217V11H215ZM223 12H224V11H223ZM234 12L240 14V12H237V11H234ZM39 13H40V12H39ZM44 13H45V12H44ZM94 13H95V12H94ZM159 13H160V12H159ZM183 13H182V14H183ZM205 13H206V12H205ZM118 14H119V13H118ZM125 14H126V13H125ZM160 14H161V13H160ZM160 14H157V15H160ZM220 14H221V12H220ZM46 15H47V14H46ZM90 15H91V14H90ZM101 15H102V14H101ZM205 15H206V14H205ZM233 15L236 16L237 14H233ZM30 16H31V15H30ZM36 16H37V14H36ZM97 16H98V14H97ZM107 16H109V15H107ZM114 16H116V15H114ZM182 16H183V18H182ZM219 16H220V15H219ZM219 16H218V17L216 16V17H217L216 20L219 18ZM235 16H233L231 19H233ZM37 17H38V16H37ZM127 17H128V16H127ZM184 17H185V18H184ZM213 17H214V18H213ZM220 17H221V16H220ZM14 18H15V17H14ZM35 18H36V17H35ZM42 18H43V17H42ZM50 18H51V17H50ZM74 18H75V17H74ZM76 18H78V17L76 16ZM96 18H97V17H96ZM128 18H130V16H129ZM131 18H130V19H131ZM177 18H178V19H177ZM236 18H237V17H236ZM236 18H235V19H236ZM242 18H241V20H242ZM15 19H16V18H15ZM78 19H79V18H78ZM89 19H90V17H89ZM93 19H94V18H93ZM97 19H98V18H97ZM113 19H114V18H113ZM130 19H129L128 21H126V22L129 23V21H131ZM160 19H158V20H160ZM174 19H175V20H174ZM231 19L229 18V20H231ZM115 20H116V19H115ZM124 20H126V19L124 18ZM212 20H211L210 22L214 24V22H213ZM216 20H215V23H216ZM218 20H219V19H218ZM218 20H217V22H219ZM236 20H237V19H236ZM236 20H235V21H236ZM35 21H36V20H35ZM35 21H34V22H35ZM51 21H52L51 19H50V20H47L44 24H42V26H41V27L39 28V30H38V33H39V39L41 40V42H43V40L46 39L47 36L52 35V33H51L52 31H51V29H52V27H54V25H52V23L55 22V21H53V22H51ZM74 21H75V20H74ZM78 21H79V20H78ZM103 21H104V20H103ZM222 21H223V20H222ZM231 21H232V20H231ZM83 22H84V21H83ZM99 22H100V21H99ZM114 22H115V21H114ZM153 22H154V21H153ZM158 22H159V21H158ZM88 23H89V22H88ZM94 23H95V20H94ZM120 23H122V22H120ZM134 23H135V24H134ZM156 23H157V21H156ZM220 23H222V22L220 21ZM225 23H226V21H225V22L223 21L222 24L224 25ZM227 23H228V21H227ZM227 23H226V27H227ZM231 23H232V22H231ZM233 23H234V21H233ZM77 24H80V22L77 23ZM77 24H76V25H77ZM99 24H101V23H99ZM102 24H103V23H102ZM107 24H108V23H107ZM123 24H124V26L127 25L125 22H124ZM129 24L131 25V23H129ZM165 24H167V25H165ZM213 24H212V25H213ZM234 24H235V23H234ZM72 25H73V24H72ZM96 25H97V24L95 23V26H96ZM132 25H131V27H132ZM152 25H153V26H152ZM212 25H211L210 27H212ZM228 25H230V22H229ZM231 25H232V24H231ZM73 26H74V25H73ZM79 26H80V25H79ZM79 26H78V28H80ZM90 26H91V25H90ZM101 26H103V25H101ZM120 26H121V29L124 27V26L122 27V25H120ZM160 26H161V25H160ZM189 26H190V27H189ZM208 26H209V25H208ZM208 26H207V28H208ZM221 26H222V25L220 24V27H221ZM224 26H225V25H224ZM232 26H233V25H232ZM235 26H236V24H235ZM83 27H84V24H83ZM85 27H86V26H85ZM112 27H113V26H112ZM115 27H116V26H115ZM126 27H127V26H126ZM126 27H125V28H126ZM128 27L130 28V26H128ZM133 27H132V28H133ZM155 27H156V26H155ZM161 27H162V26H161ZM228 27H230V26H228ZM72 28H73V27H72ZM90 28H91V27H90ZM90 28H88V30H90ZM194 28L196 29V27H194ZM215 28H216V26H215ZM218 28H219V27H218ZM233 28H234V27H233ZM85 29H86V28H85ZM103 29H105V27H104ZM130 29H131V28H130ZM130 29H129V30H130ZM187 29H188V30H187ZM205 29H206V27H205ZM212 29H213V28H212ZM222 29H225V30H226V28H224V27H222ZM222 29L220 28L221 31H223ZM230 29H231V27L229 28V31H230ZM24 30H25V29H24ZM75 30H76V28H75ZM81 30H82V28H81ZM81 30H80V31H81ZM100 30H101V27H100ZM131 30L133 31V29H131ZM131 30H130V31L127 30V31H128V32H131ZM160 30H161V29H160ZM163 30H162V31H163ZM200 30H201V29H200ZM215 30L217 31V29H213L214 32H215ZM227 30H228V29H227ZM227 30H226V31H227ZM231 30H232V29H231ZM241 30H242V31H241ZM69 31H70V30H69ZM71 31H72V29H71ZM76 31H77V30H76ZM91 31H92V30H91ZM98 31H99V30H98ZM146 31H145V32H146ZM155 31H156V30H155ZM208 31H209V30H208ZM233 31H234V30H232V32H229V34L232 35ZM237 31H238V30H237ZM25 32H27V31H25ZM135 32H136V30H135ZM135 32L133 31V33H135ZM210 32H212V30H211ZM210 32H209V33H210ZM75 33H76V32H75ZM99 33H100V32H99ZM99 33H98V34H99ZM133 33L131 32V35H132V36H134ZM147 33H148V32H147ZM151 33H152V32H151ZM199 33H200V31H199ZM205 33H207V30H206ZM205 33H203V34H201V35H204ZM218 33H219V32H218ZM224 33H225V32H224ZM226 33H227V32H226ZM235 33H236V32H235ZM78 34H79V33H78ZM117 34H118V33H117ZM153 34H154V33H153ZM158 34H159V33H158ZM181 34H184V33H181ZM227 34H228V33H227ZM238 34H237L236 36H239ZM54 35H55V34H54ZM94 35H95V33H93V32H87V33H86V37H85V43H86V45H87L86 47H88V46H92V45L95 46V44H96V43H95V39L97 38V36L95 37ZM131 35H130V36H131ZM135 35H136V34H135ZM155 35H156V34H155ZM160 35H161V34H160ZM216 35H217V34H216ZM219 35H220V34H219ZM230 35H229V36H230ZM24 36H25V35H24ZM27 36H28V35H27ZM73 36H74V34H73ZM76 36H77V35H76ZM81 36H82V35H81ZM141 36H142V35H141ZM178 36L180 37L181 35H178ZM182 36H183V35H182ZM184 36H185V35H184ZM187 36H188V35H187ZM204 36H205V35H204ZM223 36H224V35H223ZM226 36H227V35H226ZM236 36H233V35H232V37H234V40H235V38H238V37H236ZM37 37H38V36H37ZM69 37H70V36H69ZM71 37H72V36H71ZM142 37H143V36H142ZM145 37H146V36H145ZM149 37H150V35H149ZM149 37H148V38H149ZM153 37H154V35H153ZM155 37H156V36H155ZM161 37H159V38H160V39H163V38H161ZM232 37H231V38L229 37V38H230V39H233ZM24 38H26V37H24ZM131 38H132V37H131ZM156 38H158V37H156ZM159 38H158V40H159ZM221 38H222V37H221ZM239 38H240V37H239ZM17 39H19V37H18ZM17 39H16V40H17ZM20 39H21V38H20ZM22 39H23V38H22ZM73 39H76V38H73ZM133 39H134V38H133ZM154 39H155V38H154ZM204 39H205V38H204ZM217 39H218V38H217ZM26 40L29 41V39H26ZM83 40H84V39H83ZM219 40H220V38H219ZM227 40H228V38H227ZM227 40H225V41H227ZM239 40H240V39H237V45H238V41H239ZM19 41H20V40H19ZM21 41H22V40H21ZM24 41H25V39H24ZM28 41H27V42H28ZM30 41H31V40H30ZM80 41H81V40H80ZM130 41H131V40H130ZM155 41H156V40H155ZM164 41L159 42V43H162V45H163V42H164ZM206 41H207V40H206ZM212 41H213V39H212ZM241 41H242V40H241ZM25 42H26V41H25ZM25 42H24V43H25ZM27 42H26V44H24V45H27ZM34 42H36V41H34ZM44 42H46V40H45ZM44 42H43V43H44ZM49 42H50V41H49ZM52 42H53V41H52ZM59 42H60V41H59ZM82 42H83V41H82ZM99 42H100V40H99ZM109 42L112 43V47H113V45H115V44L119 45V46L121 47L120 50L123 52L124 55H126L127 58L131 55V51H132V50H131L130 44H129V42H127V40L123 39L122 37L117 36L115 39H111ZM133 42H134V40H133ZM140 42H141V41H139V43H140ZM221 42H222V41H221ZM223 42H224V41H223ZM228 42H229V41H228ZM231 42L234 44L233 41H231ZM235 42H236V41H235ZM29 43H30V42H29ZM55 43H56V42H55ZM94 43H95V44H94ZM100 43H101V42H100ZM136 43H137V42H136ZM159 43H158V44H159ZM225 43H226V42H225ZM232 43H230V45H231ZM240 43H242V42H240ZM240 43H239V44H240ZM244 43H243V44H244ZM18 44H19V43H18ZM52 44H53V43H52ZM78 44H79V42H78ZM148 44H150V42H149ZM222 44H223V43H222ZM49 45H50V43H49ZM141 45H142V44H141ZM141 45H140V46H141ZM143 45H144V44H143ZM146 45H147V43H146ZM146 45H145V47H147ZM151 45H152V44H151ZM159 45H160V44H159ZM159 45H158V46H159ZM218 45H220V44H218ZM235 45H236V44H235ZM235 45H234V47L237 46V45H236V46H235ZM241 45H242V44L239 45V46H240L239 52H240L241 50H243V47H242V49H241ZM259 45H260V46H259ZM20 46H21V42H20L19 47H20ZM31 46H32V45H31ZM31 46H30V47H31ZM44 46H45V45H44ZM68 46H69V45H68ZM97 46H98V45H97ZM102 46H103V45H102ZM108 46H109V45H108ZM152 46H153V45H152ZM152 46H151V47H152ZM196 46H197V47H196ZM227 46H228V45H227ZM231 46H233V45H231ZM242 46H243V45H242ZM263 46H264V45H263ZM17 47H18V46H17ZM23 47H25V46H23ZM26 47H28V46H26ZM26 47H25V49H26ZM35 47H36V46L34 45V48H35ZM47 47H48V45H47ZM72 47H73V46H72ZM143 47H144V46H143ZM148 47H149V46H148ZM153 47H154V46H153ZM153 47H152V48H153ZM204 47H205V46H204ZM229 47H230V46H229ZM44 48H45V47H44ZM44 48H43V49H44ZM81 48H82V47H81ZM96 48H97V47H96ZM96 48H95V50H96ZM134 48H135V47H134ZM138 48H139V47H138ZM187 48H191V49L186 50ZM224 48H225V47H224ZM25 49H24V50H25ZM48 49H49V48H48ZM55 49H56V48H55ZM69 49H70V48H69ZM85 49H86V48H85ZM98 49H99V48H98ZM132 49H133V48H132ZM161 49H162V48H161ZM163 49H165V48H163ZM184 49H185V50H184ZM195 49H194L193 52H195ZM201 49H202V48H201ZM205 49H206V47H205ZM220 49H221V48H220ZM229 49H231V48H229ZM232 49H233V48H232ZM234 49H235V48H234ZM236 49L238 50V48H236ZM236 49H235V50H236ZM263 49H264V48H263ZM30 50H31V49H30ZM32 50H33V48H32ZM32 50H31V51H32ZM35 50H36V49H35ZM50 50H51V49H50ZM62 50H63V49H62ZM70 50H71V49H70ZM70 50H68V51H70ZM92 50H93V49H92ZM135 50H136V49H135ZM139 50H140V48H139ZM141 50H143V49H141ZM141 50H140V51H141ZM144 50H145V48H144ZM149 50H150V48H148L147 51H149ZM183 50L186 51V52L183 53ZM199 50H200V49H199ZM199 50H197V51L199 52ZM203 50H204V48H203ZM245 50H244V51H245ZM45 51H46V50H45ZM73 51H74V50H72L71 53H73ZM75 51H76V50H75ZM78 51H79V50H78ZM145 51H146V50H145ZM151 51H153V50H151ZM157 51H158V50H157ZM197 51H196V52H197ZM210 51H212V50H210ZM220 51H223V50H220ZM225 51H226V50H225ZM14 52H15V50H14ZM22 52H23V51H22ZM28 52H29V49H28ZM28 52H27V53H28ZM43 52H44V51H43ZM43 52H41V53L43 54ZM132 52H133V51H132ZM154 52H155V51H154ZM159 52H160V51H159ZM203 52H204V51H203ZM203 52H201V55L204 54ZM205 52H206V50H205ZM218 52H219V50H218ZM235 52L237 53V51H235ZM241 52H242V51H241ZM241 52L239 53V55H237L238 57L241 55ZM262 52L264 53V51H262ZM23 53H24V52H23ZM30 53H31V52H30ZM34 53H35V52H34ZM49 53H50V51H49ZM49 53H48V54H49ZM75 53H76V52H75ZM80 53H81V52H80ZM80 53H79V54H80ZM98 53H99V52H98ZM137 53H138V52H137ZM139 53H140V52H139ZM141 53L143 54V52H141ZM149 53H150V51H149ZM151 53H152V52H151ZM155 53H156V52H155ZM199 53H200V52H199ZM206 53H208V52H206ZM226 53L229 54L228 52H226ZM250 53H249V54H250ZM14 54H16V53H14ZM20 54H21V53H20ZM32 54H33V53H32ZM36 54H37V53H36ZM45 54H46V52H45ZM68 54H69V53H68ZM89 54H90V53H89ZM118 54H119V53H118ZM129 54H130V55H129ZM134 54H135V53H133V55H134ZM152 54H154V53H152ZM156 54H157V53H156ZM190 54H192V51L190 52ZM28 55H29V53H28ZM60 55H61V54H60ZM73 55H76V56H77V54H74V53H73ZM93 55H94V54H93ZM115 55H116V52H115L114 56H115ZM120 55H121V57H123L122 54H120ZM148 55H149V54H148ZM154 55H155V54H154ZM222 55H223V54H222ZM230 55H231V54H229V57H230ZM244 55H245V54H244ZM247 55H248V54H247ZM251 55H252V54H251ZM251 55H250V56H251ZM34 56H35V55H34ZM34 56H33V57H34ZM36 56H37V55H36ZM47 56H48V55H47ZM58 56H59V55H58ZM64 56H65V54H64ZM66 56H67V55H66ZM76 56H75V58H76ZM86 56H87V55H86ZM98 56H100V55H98ZM134 56H135V55H134ZM137 56L139 57L138 54H137ZM142 56H143V55H142ZM142 56H140V57H142ZM191 56H192V57H191ZM245 56H246V55H245ZM73 57H74V56H73ZM79 57H81V56H79ZM82 57H83V56H82ZM143 57H144V56H143ZM220 57H221V56H220ZM224 57H225V56H224ZM224 57H223V59H225ZM235 57H236V56H235ZM240 57H241V56H240ZM242 57H243V56H242ZM246 57H247V56H246ZM14 58H15V57H14ZM28 58H29V57H28ZM48 58H49V57H48ZM61 58H62V57H61ZM89 58H92V56L89 57ZM98 58H99V57H98ZM130 58H131V57H130ZM145 58H146V56H145ZM171 58H172V59H171ZM194 58H196V57H194ZM218 58H219V57H218ZM22 59H24V56H23ZM42 59H43V58H42ZM55 59H56V58H55ZM93 59H94V58H93ZM124 59H125V58H124ZM140 59H141V58H140ZM148 59H149V57H148ZM150 59H151V58H150ZM15 60H16V59H15ZM52 60H53V59H52ZM65 60H66V59H65ZM125 60H126V59H125ZM127 60H128V59H127ZM127 60H126V61H127ZM136 60H137V59H136ZM202 60H203V59H202ZM227 60H229V59L227 58ZM236 60H237V58H236ZM238 60H239V59H238ZM238 60H237V61H238ZM244 60H245V59H244ZM250 60H249V61H250ZM18 61H19V60H18ZM20 61H22V60L20 59ZM32 61H33V60H32ZM32 61H31V62H32ZM44 61H46V60H44ZM58 61H59V59H58ZM62 61L64 62V59H63ZM73 61H74V60H73ZM78 61H79V60H78ZM83 61H84V59H83ZM95 61H96V60H95ZM121 61H123V60H121ZM121 61H120V62H121ZM130 61H131V60H130ZM142 61H143V60H142ZM151 61H152V60H151ZM156 61H157V60H156ZM217 61H218V60H217ZM223 61H224V60H223ZM229 61H230V60H229ZM241 61H243V60H241ZM241 61H240V62H241ZM247 61H248V60H247ZM36 62H37V61H36ZM55 62H56V61H55ZM67 62H68V61H67ZM118 62H119V61H118ZM131 62H132V61H131ZM135 62H136V61H135ZM138 62H139V61H138ZM147 62H148V60H147ZM162 62H163V61H162ZM180 62H179L178 65H180ZM195 62H196V61H195ZM199 62H200V61H199ZM225 62H226V61H225ZM225 62H224V63H225ZM244 62H245V61H244ZM32 63H33V62H32ZM47 63H48V61H47ZM56 63H58V62H56ZM69 63H70V62H68V64H69ZM84 63H85V62H84ZM87 63H88V62H87ZM101 63H102V61H101ZM114 63H115V62H114ZM125 63H126V62H125ZM128 63H129V62H128ZM153 63H154V62H153ZM168 63H169V62H167V64H168ZM210 63H211V62H210ZM212 63H213V62H212ZM221 63H222V61H221ZM227 63H228V62H227ZM232 63H233V62H232ZM237 63H238V62H237ZM14 64H15V63H14ZM61 64H62V63H61ZM71 64H72V63H71ZM97 64H98V63H97ZM115 64H116V63H115ZM130 64L132 65V63H130ZM130 64H129V65H130ZM149 64H150V63H148V65H149ZM167 64H166V65H167ZM218 64H219V63H218ZM241 64L245 65L244 63H241ZM248 64H249V63H248ZM18 65L20 66V64H18ZM28 65H29V64H28ZM30 65H31V64H30ZM38 65H39V64H38ZM54 65H55V64H54ZM59 65H60V64H59ZM98 65H99V64H98ZM146 65H147V64H146ZM159 65H160V63H159ZM163 65H165V64L163 63ZM175 65H176V63H175ZM192 65H193L194 68L191 67ZM205 65H206V64H205ZM228 65H229V64H228ZM237 65H239V64H237ZM249 65H250V64H249ZM16 66H17V65H16ZM44 66H45V65H44ZM51 66H52V65H51ZM112 66H113V64H112ZM114 66H115V65H114ZM114 66H113V67H114ZM125 66H126V65H125ZM127 66H128V65H127ZM133 66H134V65H133ZM160 66L162 67V65H160ZM160 66H159V67H160ZM185 66H186V67H185ZM202 66H203V65H202ZM220 66H221V64H220ZM229 66H230V65H229ZM233 66H234V65H233ZM11 67H12V66H11ZM26 67H27V66H26ZM46 67H47V66H46ZM54 67H55V66H54ZM56 67H57V65H56ZM64 67H65V66H64ZM66 67H67V66H66ZM104 67H106V65H105ZM109 67H110V66H109ZM130 67H131V66H130ZM136 67H137V66H136ZM140 67H141V66H140ZM149 67H151V66H149ZM152 67H153V66H152ZM152 67H151V68H152ZM154 67L156 68V67H158V66H155V65H154ZM175 67H177V65H176ZM190 67H191V68H190ZM208 67H210L209 64H208ZM244 67H246V66H244ZM250 67H253V68H250ZM18 68H19V67H18ZM27 68H28V67H27ZM39 68L41 69V67L38 66L37 69H39ZM59 68H60V66H59ZM82 68H83V66H82ZM84 68H85L87 71H89V73H90V71H91V76H90V77H91V81L89 80V79H90V78H89L88 80H89L90 82H89V84H88L87 86H85L86 88H85L83 91H84V93H85V95H86L87 98H91L93 95H96L97 92L99 91V88H100V85H101L100 82H102V84H103V83L105 82V80H104V79H103L102 81L99 80L98 77L100 76V73H99V71H98L97 69H96V70H97V71H96L95 68H94V66H92L91 64L88 63L87 65H85ZM110 68H112V67H110ZM117 68H118V67H117ZM119 68H120V67H119ZM147 68H148V66H147ZM162 68H163L162 70H164V67H162ZM185 68H186V70L188 69V71H185V70L183 71V69H185ZM199 68H200V67H197L198 70H199ZM204 68H205V66H204ZM210 68H211V67H210ZM215 68H216V67H215ZM217 68H218V67H217ZM246 68H247V67H246ZM8 69H9V68H8ZM10 69H11V68H10ZM40 69H39V70H40ZM45 69H46V68H45ZM48 69H49V68H47V70H48ZM50 69H51V67H50ZM61 69H62V68H61ZM61 69H60V70H61ZM71 69H72V68H71ZM105 69H106V68H105ZM108 69H109V68H108ZM121 69H122V68H121ZM128 69H129V68H128ZM130 69H131V68H130ZM157 69H158V70H161V69H159V68H157ZM201 69H202V68H200V71H201ZM208 69H209V68H208ZM226 69H228V68H226ZM239 69H240V68H239ZM249 69H248V71H249ZM31 70H32V69H31ZM35 70H36V69H35ZM35 70H34V71H35ZM60 70H59V71H60ZM79 70L81 71V69H79ZM86 70H85V71H86ZM111 70H112V69H111ZM114 70H115V68H114ZM114 70H113L112 72H115V76H116V71H114ZM116 70H117V69H116ZM126 70H127V69H126ZM154 70H155V69H154ZM171 70H172V69H171ZM171 70H170V71H171ZM210 70H211V69H210ZM216 70H217V69H216ZM221 70H222V69H221ZM221 70H220V71H221ZM233 70H234V69H233ZM260 70H261V71H260ZM7 71H9V70H7ZM23 71H24V70H23ZM28 71H29V70H28ZM34 71H33V72H34ZM36 71H37V70H36ZM44 71H45V70H44ZM48 71H49V70H48ZM53 71H54V70H53ZM59 71H58V72H59ZM62 71H63V70H62ZM80 71H79V72H80ZM103 71H104V70H103ZM122 71H123V70H122ZM124 71H125V70H124ZM166 71H167V70H165V72H166ZM177 71H178V70H177ZM213 71H215V70H213ZM245 71H246V70H245ZM15 72H16V71H15ZM37 72H38V71H37ZM37 72H35V73H37ZM45 72H46V71H45ZM45 72H44V73H45ZM54 72H55V71H54ZM107 72H108V71H107ZM128 72H129V71H128ZM131 72H132V69H131ZM135 72H136V70H135ZM145 72H146V71H145ZM153 72H154V71H153ZM165 72H164V73H165ZM184 72H185V73H184ZM197 72H199V71H197ZM206 72H208V71H206ZM236 72H237V71H236ZM246 72H247V71H246ZM246 72H245V73H246ZM251 72L249 71V72L247 73L248 75H246V77H244L245 74H244V76H243V75H238V73H237L238 77L240 76V77H239V80L242 81V82H244V84L241 83L240 87H241V90H242V91H245V93H247V92H248V93L253 92V90H251V89H254L257 85H255V87H253V86H254V83L252 82V80H253V79L256 80V78L258 79V78H261V77H262V75H261L259 72H258V74H259L261 77H259V75H258V77H255V75L252 74ZM263 72H262V74L264 75ZM22 73H23V72H22ZM51 73H53V72H51ZM61 73H62V72H61ZM64 73H65V72H64ZM76 73H77V71H76ZM122 73L124 74V72H121V74H122ZM136 73H137V72H136ZM150 73H151V72H150ZM162 73H163V71H162ZM167 73H169V72H167ZM167 73H166V74H167ZM208 73H209V72H208ZM224 73L226 74V72H224ZM239 73H240V72H239ZM249 73H250V74H249ZM19 74H20V72H19ZM32 74H33V73H32ZM57 74H58V73H57ZM67 74H68V71H67ZM67 74H66V75H67ZM74 74H75V73H73L70 77H72ZM103 74H104V73H103ZM123 74H122V75H123ZM125 74H126V73H125ZM127 74H128V73H127ZM127 74H126V76H127ZM155 74H157V72H156ZM158 74H160V73L158 72ZM173 74H174V73H173ZM173 74H172V75H171V74H168V75H169V76L171 75L172 78H174V77H173V76H174ZM204 74H205V73H204ZM217 74H218V72H217ZM227 74H228V72H227ZM227 74H226L227 78L230 79V77H228ZM232 74H233V73H232ZM240 74H241V73H240ZM7 75H8V74H7ZM16 75H17V74H15V76H16ZM27 75H28V74H27ZM44 75H45V74H44ZM50 75H51V74H50ZM105 75H106V74H105ZM109 75H110V74H109ZM118 75H119V74H118ZM132 75H133V74H132ZM138 75H139V74H138ZM138 75H137V76H138ZM160 75H161V74H160ZM200 75H202V74H200ZM209 75H211V74H209ZM220 75H221V74H220ZM222 75H223V72H222ZM235 75H236V74H235ZM36 76H37V75H36ZM68 76H69V75H68ZM68 76H67V77H68ZM124 76H125V75H124ZM126 76H125V78H126ZM134 76H135V75H134ZM142 76H143V75H142ZM171 76H170V79H171ZM192 76H191L190 78H191V80L193 81ZM197 76H198V74H197ZM211 76H212V75H211ZM217 76H219V75H217ZM217 76H216V77H217ZM229 76H230V74H229ZM233 76H234V75H233ZM38 77H39V75H38ZM54 77H56V76H54ZM70 77H69V79L71 80ZM75 77H76V76H75ZM110 77H111V76H110ZM112 77H114V76H112ZM121 77H122V76H121ZM131 77H132V76H131ZM162 77H163V76H162ZM162 77H161V78H162ZM176 77H177V76H176ZM180 77H181V74L178 76V79H181ZM199 77H200V76H199ZM203 77H204V76H203ZM224 77H225V75H224ZM231 77H232V75H231ZM243 77H244V78H243ZM19 78H20V77H19ZM29 78H30V77H29ZM32 78H33V77H32ZM32 78H31V79H32ZM40 78H41V77H40ZM40 78H39V79H40ZM72 78H73V77H72ZM118 78H119V77H118ZM135 78H136V77H135ZM142 78H143V77H142ZM188 78H189V77H188ZM205 78H206V77H205ZM232 78H233V81H235V83H239L237 77L234 76V77H232ZM232 78H231V80H232ZM17 79H18V78H17ZM22 79H23V78H21V80H22ZM33 79H34V78H33ZM55 79H56V78H55ZM59 79H60V78H59ZM81 79H82V78H81ZM86 79H87V78H86ZM101 79H102V78H101ZM105 79H107V78H105ZM112 79H114V78H112ZM126 79H128V76H127ZM162 79H163V78H162ZM178 79H177V82H178ZM197 79H198V80H196V78H195L194 80H196L197 82H198L199 80H202L201 78H200V79L197 78ZM209 79H210V78H209ZM229 79H228V83H226V84H229V82H230V86H231V81H229ZM261 79H262V78H261ZM34 80H35V79H34ZM53 80H54V79H53ZM61 80H62V79H61ZM64 80H65V79H64ZM66 80H67V79H66ZM72 80H74V78H73ZM110 80H111V79H110ZM128 80H130V76H129V79H128ZM128 80H123L124 84H125V81L128 82ZM168 80H169V78L167 77V83H166V85H168ZM203 80H204V78H203ZM203 80H202V82H205V80H204V81H203ZM210 80H211V79H210ZM213 80H214V78H213ZM219 80H220V79H219ZM219 80H218V81H219ZM17 81H19V80H17ZM17 81H16V82H17ZM24 81H25V79H24ZM27 81H28V80H27ZM27 81H26V83H27ZM43 81H44V79H43ZM47 81H48V80H47ZM84 81H85V80H84ZM113 81H114V80H113ZM115 81L117 82L118 80H115ZM121 81H122V80H121ZM131 81H132V79H131ZM171 81H172L173 84H174V81H175V80L173 79V80H171ZM171 81H170V82H171ZM179 81H180V80H179ZM182 81H183V80H182ZM192 81H190V82L188 81L189 83L186 81V85L180 87V90H182V91L179 90L180 94L177 93V92H178V89H179V87H177V86H179V85L181 86V84L178 82V83H177L178 85L176 84V88H178V89H176L177 92L175 93V96H174V95H173V97L170 96V97H172V98L175 97V98H176V101L173 100L174 103H173V101H170V103H173L174 105L176 104V105L179 107V109H180V106H185V107H183V108H186V107H187L186 105L190 106L189 103H190V100H191V104H192L191 106H192V107L190 108V110H191L192 108L194 109V107H195V110H194V111H195L194 114H195L197 108L199 107V106H197L199 99L197 98L198 100H197V102H195V101H193L192 98L189 99L190 96L188 97L189 92L191 91L190 89H191V87L193 86V85H191V87L189 86L190 84L193 83ZM208 81H209V80H208V78H207V82H208ZM221 81H223V79H222ZM236 81H237V82H236ZM258 81H260V80H258ZM56 82H57V81H56ZM66 82H67V81H66ZM106 82H107V80H106ZM191 82H192V83H191ZM197 82H196L197 88H198V86L201 87V85H199L201 82L199 81L198 84H197ZM224 82H225V81H224ZM251 82L253 83V86L250 85ZM256 82H257V81H256ZM45 83H46V82H45ZM60 83H61V82H60ZM62 83H63V81H62ZM79 83H80V82H79ZM114 83H115V82H114ZM119 83H120V82H119ZM150 83H152V82H150ZM156 83H157V82H156ZM162 83H163V82H162ZM175 83H176V81H175ZM194 83H195V81H194ZM208 83H209V82H208ZM208 83H207V85H209V88H210V83H211V81H210L209 84H208ZM232 83H233V82H232ZM248 83H249V84H248ZM257 83H258V82H257ZM28 84H29V82H28ZM35 84H36V83H35ZM41 84H42V83H41ZM144 84H145V83H144ZM163 84H164V83H163ZM163 84H162V85H163ZM183 84H184V82H183ZM183 84H182V85H183ZM205 84H206V83H205ZM213 84H214V83H213ZM218 84H219V83H218ZM220 84H221V83H220ZM222 84H223V83H222ZM255 84H256V83H255ZM259 84H261V82H259ZM13 85H14V84H13ZM22 85H23V84H22ZM22 85H21V86H22ZM26 85H27V84H26ZM83 85H84V84H83ZM117 85H118V84H117ZM126 85H127V84H126ZM128 85H129L128 87H130V86L132 85V82H131V83L129 82ZM149 85H150V84H149ZM203 85H204V84H202V88H203V89L206 88V86H203ZM224 85H225V84H224ZM232 85H236V84L233 83ZM28 86H29V85H28ZM38 86H39V85H38ZM63 86H64V85H63ZM67 86H68V85H67ZM72 86H73V85H72ZM105 86H106V84H105ZM108 86H109V84H108ZM110 86H111V85H110ZM135 86H136V85H135ZM145 86H146V85H145ZM147 86H148V85H147ZM173 86L175 87V84L172 85V87H173ZM194 86H195V84H194ZM194 86H193V87H194ZM215 86H217V85L215 84ZM215 86H214L213 88H215ZM230 86H229V88L234 87V86H231V87H230ZM237 86H238V84L236 85V87H237ZM57 87H58V86H57ZM61 87H62V86H61ZM114 87H115V86H114ZM120 87H121V86H120ZM123 87H124V86H123ZM123 87H122V88H123ZM131 87H132V86H131ZM168 87L170 88L171 86H168ZM172 87H171V89H170V90H171V95L174 93V91L172 92ZM200 87H199V88H200ZM217 87H218V86H217ZM217 87H216V88H217ZM224 87H226V86H224ZM224 87H223L222 89H220V87H219V89L222 90V91H221V93L219 94L220 96H219V95H216V96H219L218 99H219V101H220V100H221V101L219 102L220 104H219V103H216V104H219V109H218V107H217V110H218V113L220 114V115H219L220 118H219V120L217 119L218 122H215V123H218V124H216V126H217V125H218V126H222V128L226 131V134H227V135H226L225 138L223 137V138H224V141H222L223 143H221V139H219L220 142H219V143L217 142L218 144H217V143H215V144H217V145H219L220 143L222 144L221 147H220V145H219L218 147L221 148V151L219 150V151L221 152V154L224 152V153H223L224 155H223V154H222V155L224 156V160H225L224 164L226 163V166L224 167V169H223V167H221V168H222L221 171H218L219 169L217 168V169H218L217 172L220 173L221 177H222L223 175H225V177H224V176H223V177L226 178L225 180H226V182L228 183V185H229V183H231V182L234 183V182H236V181H237V182L240 181V184H241V181H242V183H243L245 180L250 182V181H251L250 179H251L252 175H255V174H256V170H255L256 168H255V167H256V166H257V167H261V166L264 165V102H262V100L259 101L260 104H259V103L257 104L256 102H254V100H256L255 97L259 96V95L256 96V93H255L254 99H253L252 101H249V102H248V100H247L248 103L252 102V103L254 104L255 107H254L253 105H251L252 103H250V105L248 104V106H246V103H247V102H245L244 105H245V108H246L247 111L244 110V109L242 110V109H240V107H243V108H244L243 105L241 106V104H243V101H244V100L242 101L243 98L240 96L241 93H240V95L238 94L239 92H241V91H239V90H240V88H238L239 86L237 87V88H238L237 90H238L239 92H235V93H237V95H239V97H238L239 100L236 99L237 97H236V98H234L235 96L233 97V95H234L235 93H234V94L231 93L232 95H230V94H229V91H230V90H228V89H226V88H224ZM258 87H259V86H258ZM8 88H9V87H8ZM18 88H19V87H18ZM64 88H65V87H64ZM112 88H113V87L111 86V89H112ZM118 88H119V87H117V90H115V89H113V90H115V92H116V91L118 92ZM138 88H139V87H138ZM164 88H166V86H165ZM182 88H183V89H182ZM216 88H215V92H217V91H216ZM260 88H261V90H263V93H264V80H262V84H261ZM59 89H60V88H59ZM131 89H132V88H131ZM158 89H159V88H158ZM211 89H212V86H211ZM231 89H232V88H231ZM233 89H234V88H233ZM25 90H26V88H25ZM62 90H63V89H62ZM80 90H81V88H80ZM113 90H112L111 92H113ZM122 90H123V89H122ZM126 90H127V89H126ZM138 90H139V89H138ZM164 90H165V89H164ZM168 90H169V89H168ZM170 90H169V92H170ZM173 90H175V89H173ZM176 90H175V91H176ZM199 90H200V89H199ZM205 90H206V96H207V92H208L209 89H208V90L205 89ZM213 90H214V89H213ZM220 90H218V91H220ZM258 90H259V88H258ZM51 91H52V90H51ZM63 91H64V90H63ZM71 91H72V90H71ZM102 91H103V90H102ZM106 91H107V90H106ZM106 91L104 92L105 95H106V93H107ZM135 91H136V90H135ZM135 91H132V93H131L133 96L136 95V94L134 95V93H133V92H135ZM200 91H201V93L204 92V90L202 91V89H201ZM209 91H210V90H209ZM231 91H232V90H231ZM235 91H236V90H235ZM255 91H256V90H254V92H255ZM111 92H110V93H111ZM115 92H113L114 95L117 94V92H116V93H115ZM157 92H158V90H157ZM232 92H234V90H233ZM260 92L262 93V91H260ZM260 92L258 91V94H259ZM65 93H66V92H65ZM76 93H77V92H76ZM108 93H109V92H108ZM135 93H136V92H135ZM137 93H139V91H138ZM150 93H151V92H150ZM167 93H168V92H167ZM190 93H191V92H190ZM198 93L200 94V92H198ZM213 93H214V92H212V94H213ZM242 93H243V92H242ZM245 93H244V94H245ZM16 94H17V93H16ZM21 94H22V93H21ZM100 94H101V92H100ZM128 94H129V93H128ZM162 94H163V93H162ZM164 94H165V93H164ZM168 94H169V93H168ZM176 94H179V96H176ZM199 94H197V95H199ZM210 94H211V93H210ZM210 94H209V96H210ZM212 94H211V95H212ZM217 94H218V92H217ZM244 94H243V95H244ZM253 94H254V93H253ZM72 95H73V93H72ZM79 95H80V93H79ZM79 95H78V96H79ZM85 95H84V96H85ZM118 95H119V94H118ZM123 95H124V94H123ZM139 95H140V94H139ZM190 95H191V94H190ZM200 95H202V94H200ZM203 95H204V93H203ZM203 95H202V98H203ZM237 95H236V96H237ZM248 95H250V94H248ZM248 95H247V94L244 95V98H245V96H248ZM263 95H264V94H263ZM263 95H262V96H263ZM25 96H26V95H25ZM84 96H83V97H84ZM103 96H104V95H103ZM116 96H117V95H116ZM119 96H120V95H119ZM119 96H117V98H118ZM133 96H132V97H133ZM159 96H160V95H159ZM206 96H204V97H206ZM216 96H214V94H213L212 97H216ZM251 96H252V95H251ZM251 96H250V100H251ZM262 96H261V97H262ZM71 97H72V96H71ZM105 97H106V96H105ZM120 97H121V96H120ZM132 97L130 96L131 99L129 98L131 101H132ZM161 97H162V96H161ZM166 97H167V96H166ZM200 97H201V96H199V98H200ZM207 97H208V96H207ZM207 97H206V98H207ZM240 97H241V98H240ZM259 97H260V96H259ZM261 97H260V98H261ZM263 97H264V96H263ZM263 97H262V99H263ZM22 98H23V96H22ZM61 98H62V97H61ZM81 98H82V97H81ZM93 98H94V97H93ZM100 98H101V97H100ZM102 98H103V97H102ZM111 98H112V99H113V98L115 99L116 97H115V96H114V97L111 96ZM121 98H122V97H121ZM123 98H124V97H123ZM133 98H134V97H133ZM138 98H139V97H138ZM209 98H210V97H209ZM209 98H208V100H204L205 103H206V102L208 103ZM246 98H247V97H246ZM248 98H249V97H248ZM252 98H253V96H252ZM63 99H64V97H63ZM84 99H85V97H84ZM103 99H104V98H103ZM114 99H113V100H114ZM124 99H127V97H125ZM129 99H128V100H129ZM134 99H135V98H134ZM157 99H159V97H158ZM170 99H171V98H170ZM204 99H205V98H204ZM212 99H213V98H212ZM212 99H210V100H211L210 102H212ZM94 100H95V99H94ZM96 100H97V99H96ZM118 100H119V99H118ZM164 100H165V99H164ZM202 100H203V99H202ZM216 100H217V97H216ZM237 100H238V101H237ZM57 101H58V100H57ZM98 101L101 102V100H98ZM105 101H107V100L105 99ZM105 101L103 100L104 103H105ZM116 101H117V100H116ZM131 101H128V106L131 105V104H130ZM134 101H135V100H134ZM158 101H159V100H158ZM158 101H157V102H158ZM200 101H201V98H200ZM200 101H199V102H200ZM240 101H241V104H240ZM256 101H257V100H256ZM68 102H69V101H68ZM81 102H82V101H81ZM89 102H90V101H89ZM94 102H95V101H94ZM107 102H108V101H107ZM118 102H120V100H119ZM118 102H117V103H118ZM124 102L127 103L126 100H125ZM132 102H133V101H132ZM152 102H153V101H152ZM162 102H163V101H162ZM165 102H167V101H165ZM192 102H193V103L195 102V105L197 106V108H196V106L193 107V103H192ZM257 102H258V101H257ZM261 102H262V103H261ZM19 103H20V102H19ZM23 103H24V102H23ZM63 103H64V102H63ZM90 103H91V102H90ZM95 103H96V102H95ZM95 103H94V104H95ZM101 103H102V102H101ZM110 103H111V102H110ZM117 103L115 104L116 106H118ZM135 103H136V102H135ZM159 103H161V102H159ZM167 103H168V102H167ZM170 103H169V104H170ZM201 103H202V101H201ZM20 104H21V103H20ZM25 104H26V103H25ZM81 104H82V103H81ZM107 104H108V103H107ZM123 104H125V103H123ZM123 104H122V105H123ZM163 104H164V103H163ZM239 104H240V106H239ZM256 104H257V105H256ZM56 105H57V103H56ZM76 105H77V104H76ZM99 105H100V104H99ZM102 105H103V104H101L100 106H102ZM110 105H111V104H110ZM142 105H143V104H142ZM167 105H168V104H167ZM171 105H172V104H170V106H171ZM179 105H180V106H179ZM198 105H199V104H198ZM201 105H202V104H201ZM203 105H206V104H203ZM210 105H213V104H210ZM49 106H50V105H49ZM54 106H55V105H54ZM67 106H68V105H67ZM86 106H87V105H86ZM89 106H90V109H91V105H89ZM89 106H88V107H89ZM92 106H93V105H92ZM94 106H95V105H94ZM97 106H98V102H97ZM104 106H106V105H104ZM126 106H127V105H126ZM128 106H127V107H128ZM132 106H133V104H132ZM132 106H131V107H132ZM158 106H159V104H158ZM61 107H62V106H61ZM102 107H103V106H102ZM163 107H164V105H163ZM174 107H176V106H174ZM201 107H203V106H201ZM201 107L198 108V109H200L199 111L202 110ZM211 107H213V109H214L216 106H211ZM95 108H97V107H95ZM95 108H93V109H95ZM103 108H105V107H103ZM108 108H109V105H108ZM110 108H112V107H110ZM110 108L108 109V111L110 110ZM113 108H114V107H113ZM113 108H112V109H113ZM140 108H141V107H140ZM169 108H170V107L168 106V110H167L168 112H169V110H170ZM176 108H177V107H176ZM204 108H205V107H204ZM208 108H209V106L206 108V110H208ZM83 109H84V108H83ZM97 109H98V108H97ZM97 109H96V110H97ZM101 109H102V108H101ZM106 109H107V108H106ZM106 109H105V110H106ZM115 109H118V108H115ZM120 109H121V108H120ZM129 109H130V108H129ZM154 109H155V108H154ZM158 109H159V108H158ZM160 109H161V108H160ZM165 109H166V108H165ZM171 109H172V108H171ZM193 109H192V110H193ZM99 110H100V108H99ZM113 110H114V109H113ZM123 110H124V109H123ZM123 110H122V111H123ZM126 110H127V109H126ZM134 110H135V109H134ZM173 110H175V109H173ZM173 110H172V112H173ZM182 110H183V109L181 108V111H182ZM184 110H185V109H184ZM210 110H211V109H210ZM210 110H208V113H209V114L211 113ZM215 110H216V108H215ZM241 110L244 111V114L241 113ZM3 111H4V110H3ZM24 111H25V108H24ZM44 111H45V110H44ZM81 111H82V110H81ZM97 111H98V110H97ZM100 111H101V110H100ZM102 111H103V110H102ZM108 111H107V112H108ZM110 111H111V110H110ZM159 111H160V110H159ZM170 111H171V110H170ZM181 111L178 112V109H177V112H178V113H180ZM188 111H189V109H187L186 113H188ZM203 111H204V109H203ZM211 111H212V110H211ZM245 111H246V115H245ZM28 112H29V111H28ZM79 112H80V111H79ZM92 112H93V111H92ZM105 112H106V111H105ZM105 112H104V113H105ZM128 112H129V110H128ZM156 112L158 113V111H156ZM184 112H185V111H184ZM189 112H190V111H189ZM191 112H192V111H191ZM197 112H198V110H197ZM205 112H206V111H205ZM215 112H217V111H215ZM55 113H56V112H55ZM94 113H95V112H93V114H94ZM104 113H103V114H104ZM125 113H126V112H124V114H125ZM132 113H133V112H132ZM132 113H131V115H132ZM173 113H174V112H173ZM182 113H183V111H182ZM186 113H184V116L186 115L185 117H188V116H189V117L191 118V116H190L189 114H186ZM199 113H200V112H199ZM199 113H196V114H195V118H196V116H197V119H196L197 121H198ZM201 113H202V111H201ZM212 113H214V112H212ZM212 113H211L210 115H214V114H215V113H214V114H212ZM62 114H63V113H62ZM66 114H67V113H66ZM76 114H77V113H76ZM98 114H99V113H98ZM98 114H97V116H98ZM109 114H110V113H109ZM111 114H112V113H111ZM115 114H118V112H117V113H114V115H115ZM126 114H127V113H126ZM136 114H137V113H136ZM167 114H168V113H167ZM171 114H172V113H171ZM192 114H193V113H191V115H192ZM205 114H206V115H209V114H207V113H205ZM31 115H32V114H31ZM89 115H90V113H89ZM105 115H106V114H105ZM105 115H104V116H105ZM162 115H163V114H162ZM165 115H166V112H165ZM173 115H174V114H173ZM177 115H179V114H177ZM182 115H183V114H182ZM182 115H181V117H180L181 120H184L185 122H187L186 119L188 120L189 117L186 118V119H183ZM210 115L208 116L209 119L212 118ZM15 116H16V115H15ZM36 116H37V115H36ZM61 116H62V115H61ZM64 116H65V115H64ZM69 116H70V115H69ZM91 116H92V115H90V118H91ZM109 116H110V115H109ZM175 116H176V114H175ZM175 116H174L173 119H175ZM193 116H194V115H193ZM215 116H216V114H215ZM217 116H218V114H217ZM28 117H29V116H28ZM31 117H32V116H31ZM85 117H86V115H85ZM92 117H93V116H92ZM98 117H99V116H98ZM162 117H163V116H162ZM199 117L201 118V114H200ZM202 117H203V116H202ZM204 117H206V116H204ZM204 117H203V118H204ZM210 117H211V118H210ZM34 118H35V117H34ZM88 118H89V117H88ZM94 118H96V117H94ZM100 118H101V117H100ZM100 118H99V120H100ZM119 118H120V117H119ZM119 118H118V121H119ZM128 118H132V117H128ZM133 118H134V117H133ZM157 118H158V117H157ZM164 118L167 119L165 116H164ZM164 118H163V122H164ZM170 118H172V117L170 116ZM170 118H169V119H170ZM176 118H177V117H176ZM180 118L178 117L177 120H178V119L180 120ZM193 118H194V117H193ZM195 118H194V119H195ZM200 118H199V119H200ZM213 118H214V117H213ZM213 118H212V119H213ZM106 119H107V118H106ZM120 119H121V118H120ZM158 119H159V118H158ZM201 119H202V118H201ZM215 119H216V118H215ZM21 120H22V118H21ZM21 120H19V119H15V118H14V119H8L7 121L4 120L3 126L5 127V130H7L8 132L13 131V130H17V129L20 128ZM65 120H66V119H65ZM94 120H95V119H94ZM94 120H93L92 122H94ZM104 120H105V117H104ZM121 120H123V119H121ZM121 120H120V123H121ZM135 120H137V119H135ZM177 120H175V121L177 122ZM181 120H180V121H181ZM205 120H207V117H206V119L204 118V121H205ZM213 120H214V119H213ZM22 121H24V120H22ZM29 121H30V120H29ZM58 121H59V120H58ZM87 121H88V120H87ZM125 121H126V120H125ZM127 121H128V119H127ZM132 121H133V120H132ZM166 121H167V120H166ZM166 121H165V122H166ZM172 121H173V120H171V123H173ZM175 121H174V122H175ZM190 121H191V119H190ZM201 121L203 122V120H201ZM210 121H211V120H210ZM215 121H216V120H215ZM0 122H1V121H0ZM24 122H25V124H26V121H24ZM31 122H32V121H31ZM46 122H47V121H46ZM83 122H85L84 119H83ZM95 122H96V121H95ZM107 122L109 123L108 119H107V121H106V124H107ZM156 122H157V121H156ZM156 122H155V123H156ZM182 122H183V121H182ZM182 122H180V123H182ZM194 122H195V120H194ZM199 122H200V120H199ZM199 122H198V126L202 125V123L200 124ZM206 122H208V120H207ZM1 123H2V122H1ZM27 123H28V122H27ZM89 123H91V122H89ZM110 123H111V119H110ZM136 123H137V122H136ZM157 123H158V122H157ZM169 123H170V121H169ZM178 123H179V122H178ZM178 123H177V124H178ZM204 123H205V122H203V124H204ZM31 124H32V123H31ZM68 124H69V123H68ZM72 124H73V123H72ZM103 124H104V122H103ZM115 124H116V123H115ZM117 124L119 125V123H117ZM125 124H126V123H125ZM163 124H164V123H163ZM174 124H175V123H174ZM174 124H173V125L171 124V125H172V128L175 127ZM177 124H176V125H177ZM194 124H195V123H194ZM199 124H200V125H199ZM22 125H23V124H22ZM61 125H63V124H61ZM82 125H83V123H82ZM93 125H94V124H93ZM96 125H97V124H96ZM123 125H124V124H123ZM147 125H148V124H147ZM186 125H187L188 128H189V127H193V128H195L194 125H193V122H192V121L189 122V120H188V123H187ZM186 125L184 126V124H183V126H182V124H181L180 127H184V128L181 129V130H185ZM192 125H193V126H192ZM195 125H196V124H195ZM212 125H213V126H212ZM212 125H210V122H209L207 125L204 124V126L206 127L205 129L207 130V131H205V133H209V134H210V131H213L212 129L215 128V127H214L215 125H214V124H212ZM0 126H2V125L0 124ZM47 126H48V125H47ZM80 126H81V125H80ZM106 126H108V125H106ZM109 126H110V124H109ZM120 126H121V125H120ZM151 126H152V125H151ZM156 126H157V125H156ZM167 126H168V125H167ZM178 126H179V125H178ZM69 127H70V126H69ZM81 127H82V126H81ZM81 127H80V128H81ZM110 127H111V126H110ZM117 127H118V126H117ZM126 127H127V126H126ZM126 127H125V128H126ZM132 127H134V126H132ZM149 127H150V126H149ZM163 127H164V126H163ZM196 127H197V126H196ZM200 127H201V126H200ZM200 127H199V128H200ZM211 127H212V129H211ZM122 128H123V127H122ZM164 128H165V127H164ZM169 128H170V130H171V127H169ZM169 128H168V129H169ZM178 128H179V127H178ZM188 128H186V129H188ZM193 128L191 129L193 132H194L195 130H196L195 132H197V131L199 130L198 128L195 129V130H193ZM222 128L219 127V131H221ZM2 129H3V128H2ZM28 129H30V128H28ZM28 129H27V130H28ZM101 129H102V128H101ZM130 129H131V128H130ZM133 129H134V128H133ZM142 129H143V128H142ZM175 129H177V127H176ZM202 129H203V126H202L201 130H202ZM205 129H204V130H205ZM223 129H222V130H223ZM25 130H26V129H25ZM62 130H63V129H62ZM74 130H75V129H74ZM84 130H85V129H84ZM86 130H87V129H86ZM93 130H94V129H93ZM103 130H104V128H103ZM110 130H111V129H110ZM124 130H125V129H124ZM136 130H137V129H136ZM173 130H174V129H173ZM179 130H180V128H179L178 130H174V131H175V133H176V132H178ZM215 130H216V129H215ZM224 130L222 131L221 136H222V134L224 133ZM22 131H23V130H22ZM59 131H60V130H59ZM68 131H69V130H68ZM126 131H127V128H126ZM128 131H129V130H128ZM132 131H133V130H132ZM145 131H146V130H145ZM174 131H173V132H174ZM188 131H189V132H188ZM188 131H187V132H188V135H190V134H189V133H190V130L188 129ZM192 131H191V132H192ZM219 131H217V132H219ZM26 132H27V131H26ZM88 132H90V130H89ZM93 132H94V131H93ZM104 132H106V131H104ZM150 132H151V131H150ZM165 132H166V130H165ZM171 132H172V131H171ZM171 132H170V133H171ZM182 132H184V131H182ZM195 132H194V133H195ZM198 132H199V131H198ZM213 132H214V134H215V131H213ZM13 133H14V132H13ZM49 133H51V132H49ZM53 133H54V132H53ZM53 133H52V134H53ZM60 133H61V132H60ZM62 133H63V132H62ZM86 133H87V131H86ZM109 133H110V132H109ZM120 133H122V132H120ZM130 133H131V132H130ZM166 133H167V132H166ZM170 133H169V134H170ZM184 133H185V132H184ZM184 133H181V132H180V134H179V135L177 134V136H180V135L183 136ZM201 133H204V132L201 131ZM201 133H200V134H201ZM11 134H12V133H11ZM16 134H17V133H16ZM20 134H21V133H20ZM29 134H30V133H29ZM31 134H32V133H31ZM36 134H37V132H36ZM38 134H39V133H38ZM74 134H75V133H74ZM76 134H77V133H76ZM84 134H85V132H84ZM91 134H92V130H91ZM107 134H108V133H107ZM128 134H129V133H128ZM147 134H148V133H147ZM147 134H145V135H147ZM161 134H162V132H161ZM163 134L165 135L164 137H166V134H165V133H163ZM171 134H172V133H171ZM212 134H213V133L211 132V135H210V136H212ZM219 134H220V133H219ZM6 135H7V134H6ZM26 135H27V134H26ZM44 135H45V134H44ZM46 135H47V134H46ZM56 135H57V134H56ZM104 135H105V134H104ZM104 135H103V136H104ZM110 135H111V134H110ZM134 135H135V134H134ZM140 135H141V134H140ZM151 135H152V133H151ZM156 135H157V134H156ZM167 135H168V133H167ZM172 135H173V134H172ZM223 135H225V134H223ZM21 136H22V135H21ZM21 136H20V137H21ZM29 136H30V135H29ZM81 136H82V135H81ZM92 136H94V134H92ZM103 136H102V132H101V135H99V137H103ZM106 136H107V135H106ZM118 136H119V135H118ZM123 136H124V135H123ZM125 136H126V134H125ZM128 136H130V134H129ZM159 136H160V134H159ZM174 136H176V135L174 134ZM177 136H176V137H177ZM182 136H180V137H182ZM184 136H187V135L185 134ZM203 136H204V135H203ZM205 136H207V138H208L209 135L205 134ZM5 137H6V136H5ZM23 137H24V136H23ZM43 137H44V136H43ZM46 137H47V139H48V136H46ZM57 137H58V136H57ZM65 137H66V136H65ZM76 137H77V136H76ZM84 137H85V136H84ZM107 137H108V136H107ZM121 137H122V136H121ZM134 137H135V136H134ZM151 137H152V136H151ZM161 137H162V136H161ZM161 137H160V138H161ZM176 137H173V142H174V139H175ZM213 137H215V136L213 135ZM216 137H217V136H216ZM216 137H215V138H216ZM219 137H220V136H219ZM25 138H27V136H26ZM31 138H32V135H31ZM31 138H30L29 140H32V141H33V138H34V137H33L32 139H31ZM35 138H36V136H35ZM40 138H41V137H40ZM96 138H97V136H96ZM110 138H112V137H110ZM131 138H133V137H131ZM147 138H148V137H147ZM160 138L158 139V143H159ZM185 138H187V137H184V139H183V138H182V139L185 140ZM191 138L193 139V137H191ZM209 138H210V137H209ZM211 138H212V137H211ZM211 138H210V140H211ZM215 138H212V141H213V139H215ZM223 138H222V139H223ZM261 138H263V140H261ZM12 139H13V138H12ZM19 139H20V138H19ZM22 139H23V138H21V140H22ZM36 139L38 140L39 138H36ZM36 139H35V140H36ZM41 139H42V138H41ZM57 139H58V138H57ZM66 139H68V138H66ZM89 139L91 140V137H90ZM98 139H99V138H98ZM108 139H109V138H108ZM113 139H114V138H113ZM113 139H111V140H113ZM123 139H124V138H123ZM167 139H168V137H167ZM177 139H178V140L175 139V141H176L175 143H172V142H171L172 144H174V146L171 144V145L173 146L174 150H175L176 146H177V150H179L181 147H183V146L181 145V143H182V142H181V138H180V139L177 138ZM187 139L190 140V136H189V138H187ZM187 139H186V141H187ZM194 139H195V138H194ZM194 139H193V141H194ZM199 139H200V138H199ZM15 140H17V139H15ZM29 140H28V141H29ZM39 140H40V139H39ZM48 140H52V139H48ZM72 140H73V139H72ZM84 140H87V139H84ZM92 140H93V138H92ZM92 140H91V141H92ZM94 140H95V139H94ZM101 140H102V139H101ZM104 140L107 141V139H106L105 137H104V139H103L102 141H104ZM154 140L156 141V139H154ZM161 140H164V138H162ZM203 140H204V139H202V141H203ZM210 140H209V141H210ZM63 141H64V140H63ZM63 141H62V142H63ZM70 141H71V140H70ZM96 141H97V140H96ZM102 141H101V142H102ZM106 141H105V143H106ZM129 141L131 142V140H129ZM155 141H154V143H155ZM191 141H192V140H191ZM197 141H198V140H197ZM197 141H196V142H197ZM204 141H205V140H204ZM209 141H208V139H207V142H209ZM216 141H217V139H215V141H213V143L216 142ZM23 142H25V141L23 140ZM39 142H40V141H39ZM73 142H74V141H73ZM109 142H110V140H109ZM109 142H108V143H109ZM127 142H128V139H127ZM161 142H163V141H161ZM161 142H160V143H161ZM165 142H166V141H165ZM165 142H164V143H165ZM167 142H168V141H167ZM184 142H185V141H183V144H184ZM194 142H195V141H194ZM196 142H195V143H192V144H191V142H188L189 145H190V144L192 145V146H191V147H192L191 149H193V145H194V144L196 145ZM207 142H205V143H207ZM11 143H12V142H11ZM18 143H20V142H18ZM32 143H33V142H31V144H32ZM46 143H47V142H46ZM87 143H88V140H87ZM91 143H92V142H91ZM98 143H100V140H99ZM148 143H149V141H148ZM164 143H163V144H164ZM168 143L170 144V142H168ZM188 143H187L186 145H188ZM199 143H200V142H199ZM201 143H202V142H201ZM211 143H212V142H211ZM211 143H209L210 145L207 144L208 147H210V146L212 147V144H213V143H212V144H211ZM40 144H41V143H40ZM58 144H59V143H58ZM81 144L83 145V143H81ZM85 144H86V143H85ZM100 144H101V143H100ZM112 144H113V143H112ZM117 144H118V143H117ZM119 144H120V143H119ZM131 144H132V143H131ZM131 144H129V145H131ZM152 144H153V143H152ZM163 144H162V147H163ZM35 145H37V143H35ZM35 145H34V144L32 145V146H34V149H35ZM42 145H43V144H42ZM89 145H90V144H89ZM97 145H98V144H97ZM101 145H102V144H101ZM123 145H124V144H123ZM158 145H159V144H158ZM166 145H167V143H166L164 146H166ZM189 145H188V146H189ZM195 145H194V146H195ZM201 145H202V144H201ZM217 145H216L215 147H217ZM28 146H29V145H28ZM87 146H88V144H87ZM124 146H125V145H124ZM140 146H141V145H140ZM184 146H185V144H184ZM21 147H22V146H21ZM26 147H27V146H26ZM41 147H42V146H41ZM46 147H47V146H46ZM66 147H67V146H66ZM102 147H103V145H102ZM105 147H106V145H105ZM130 147H131V146H130ZM132 147H133V146H132ZM166 147H167V146H166ZM195 147H196V146H195ZM199 147H200V146H199ZM199 147H198V149H199ZM208 147H207L206 149H208ZM211 147H210L211 150L208 149V151H210V152L212 151V149L214 148V146H213V148H211ZM218 147H217V148H218ZM22 148H23V147H22ZM27 148L29 149V147H27ZM39 148H40V147H39ZM74 148H75V147H74ZM85 148H86V147H85ZM91 148H92V147H91ZM94 148H95V147H94ZM100 148H101V147H100ZM108 148H110V147H108ZM108 148H107V149H108ZM123 148H124V147H123ZM125 148H126V146H125ZM125 148H124V149H125ZM134 148H135V147H134ZM134 148H133V149H134ZM156 148H157V146H156ZM158 148H159V149H162V148H160L159 146H158ZM168 148H169V146L167 147V149H168ZM173 148H171L172 151H173ZM200 148H201V147H200ZM31 149H32V148H31ZM31 149H30V150H31ZM37 149H38V148H37ZM43 149H44V148H42V150H43ZM92 149H93V148H92ZM96 149L98 150L99 147L97 146ZM102 149H103V148H102ZM152 149H153V148H152ZM164 149H165V148H164ZM164 149H163V151H164V154H165V151H166L167 149H165V150H164ZM183 149H184V148H183ZM189 149H190V148H189ZM189 149H188V150H189ZM195 149H196V148H195ZM195 149H194V151H195ZM26 150H27V149H26ZM59 150H60V149H59ZM66 150H67V149H66ZM71 150H72V149H71ZM88 150H89V149H88ZM104 150H105V148H104ZM119 150H120V149H119ZM119 150L117 151L118 153H117L116 151H113V152L117 153V155H118L119 152H121V151H119ZM156 150H158V149H156ZM156 150H155V151H156ZM181 150H182V148H181ZM184 150H185V151L187 150L186 147H185ZM188 150H187L185 153H184V151H181V154H182V153L186 154L187 152L190 153V151L192 152V150H189V151H188ZM204 150H205V149H204ZM214 150H215V149H214ZM13 151H16V150H13ZM27 151H29V150H27ZM38 151H39V150H38ZM38 151H37V153H38ZM40 151H41V149H40ZM84 151H87V149H86V150L84 149ZM89 151H90V150H89ZM102 151H103V150H102ZM105 151H106V150H105ZM108 151H109V150H108ZM111 151H112V150H111ZM126 151H127V150H126ZM194 151H193V152H194ZM201 151H202V150H201ZM219 151H218V152H219ZM222 151H223V152H222ZM31 152H32V151H31ZM35 152H36V150H35ZM43 152H44V150H43ZM51 152H52V151H51ZM68 152H69V151H68ZM94 152H95V151H94ZM94 152H93V154H94ZM109 152H110V151H109ZM113 152H111V154H112ZM133 152H135V150H134ZM137 152L139 153V150L136 151V153H137ZM152 152H153V151H152ZM158 152H161V151L158 150ZM167 152L170 153L171 151L168 149ZM176 152H177V151H176ZM193 152L190 153V154H188V155L185 156V157H186V158H187V157L190 158V156H191V158H192V156H193ZM214 152H216V151H214ZM218 152H217V153H218ZM8 153H9V152H8ZM10 153H11V152H10ZM19 153H20V152H19ZM82 153H83V152H82ZM100 153H101V152H100ZM129 153H130V152H129ZM138 153H137V155H138ZM174 153H175V151H174ZM179 153H180V152H179ZM179 153H178V154H179ZM196 153H197V151H196ZM217 153H215V154H217ZM12 154H13L12 156L14 157V153H12ZM31 154H33V153H31ZM34 154H35V153H34ZM84 154H85V153H84ZM86 154H87V153H86ZM93 154H92V155H93ZM96 154H97V151H96ZM96 154H95V155H96ZM122 154H123V153H122ZM158 154H159V153H158ZM158 154H157V155H158ZM175 154H176V153H175ZM178 154H177V155H178ZM181 154H180L179 156H181ZM198 154H199V153H197V155H198ZM209 154H210V153H209ZM212 154H214V153H212ZM10 155H11V154H10ZM36 155H37V154H36ZM48 155H49V154H48ZM57 155H58V154H57ZM60 155H62V154L60 153ZM69 155H70V154H69ZM100 155L102 156V154H100ZM105 155H106V153H105ZM108 155H109V154H108ZM133 155L135 156V154H133ZM139 155H140V154H139ZM155 155H156V154H154V156H155ZM159 155H160V154H159ZM170 155L172 156V152L170 153ZM202 155H203V153H202ZM217 155H218V154H217ZM217 155H216V156L213 155V156L217 157ZM55 156H56V155H55ZM65 156H66V154H65ZM87 156H88V155H87ZM93 156H94V155H93ZM103 156H104V153H103ZM111 156H112V155H111ZM161 156H162V154H161ZM175 156H176V155H175ZM175 156H174V157H175ZM210 156H211V155H209V160H210ZM213 156H211V158H212ZM220 156H221V155H220ZM220 156L217 157L219 160H220V158H221ZM13 157H12V159L14 160ZM61 157H62V156H61ZM90 157H91V156H90ZM90 157H89V158H90ZM118 157H119V156H118ZM122 157H123V156H122ZM126 157H127V156H126ZM140 157H141V155H140ZM152 157H153V156H152ZM183 157H184V155H183ZM197 157H198L197 159L199 160V155H198ZM52 158H53V156H52ZM102 158H103V157H102ZM102 158H101V159H102ZM105 158H106V157H105ZM110 158H111V157H110ZM113 158H114V157L112 156V159H113ZM131 158H132V155H131ZM142 158H143V157H142ZM145 158H146V157H145ZM180 158H181V157H180ZM188 158H187V159L183 158V159H185L186 161H188ZM191 158L189 159L190 161L192 160ZM204 158H205V157L203 156V159H202L201 154H200V160H201V161H200V160H199V161H200L201 163H199V161H198V163H199V164H202V161H204ZM222 158H223V157H222ZM12 159L10 158V160H12ZM63 159L65 160V158H63ZM84 159L87 160V158H84ZM98 159H99V158H98ZM107 159H108V157H107ZM112 159H111V160H112ZM126 159H127V158H126ZM129 159H130V158H129ZM129 159H128V160H129ZM194 159H196V154H195V158L193 157V161H192V163H193L194 161H195L194 163L197 162V161H196L197 159H196V160H194ZM207 159H208V158H207ZM207 159H206V160H207ZM8 160H9V159H8ZM16 160H17V159H16ZM32 160H33V159H32ZM43 160H44V159H43ZM81 160H83V159H81ZM94 160H95V159H94ZM108 160H109V159H108ZM141 160H142V159H141ZM177 160H179V159H177ZM185 160H184V161H185ZM213 160H214V162H218V161H219V160L216 161V158H214V157H213ZM221 160H222V159H221ZM14 161H15V160H14ZM49 161H50V160H49ZM73 161H74V160H73ZM96 161H97V160H96ZM104 161H105V160L103 159V162H104ZM118 161H119V158H118ZM118 161H116V162H118ZM121 161H122V159H121ZM131 161H133V160L131 159ZM180 161H181V160H180ZM207 161H208V160H207ZM87 162H88V160H87ZM103 162H102V164H103ZM105 162H106V161H105ZM109 162H110V161H109ZM113 162H114V161H113ZM123 162H124V159H123ZM129 162H130V161H129ZM140 162H141V161H140ZM178 162H179V161H178ZM188 162H189V161H188ZM204 162H206V161H204ZM210 162H211V161H210ZM219 162H220V161H219ZM222 162H223V161H221L220 164H222ZM44 163H45V162H44ZM97 163H98V161H97ZM111 163H112V161H111ZM126 163H127V162H126ZM181 163H182V162H181ZM45 164H46V163H45ZM89 164H90V163H89ZM102 164H100L101 167L103 166ZM113 164H115V163H113ZM113 164H110V165H113ZM118 164H119V163H117L116 165H118ZM171 164H172V163H171ZM173 164H175V162H173ZM173 164H172V165H173ZM187 164H188V163H187ZM199 164H197V166H200ZM204 164H205V163H203V165H204ZM207 164L210 165V163H207ZM212 164H213V162H212ZM217 164H218V163H217ZM123 165H124V163H123ZM123 165H122V166H123ZM128 165H129V163H128ZM134 165H135V164H134ZM189 165H190V164H189ZM194 165H195V164H194ZM214 165H216V164H214ZM118 166H119V165H118ZM120 166H121V164H120ZM130 166H131V165H130ZM210 166H212V165H210ZM220 166H221V165H220ZM61 167H62V164H61ZM66 167H67V166H66ZM84 167H85V166H84ZM84 167H83V169H84ZM101 167H100V168H101ZM106 167H108L107 162H106ZM132 167H134V166L132 165ZM132 167H131V168H132ZM194 167H196V165H195ZM203 167H205V165H204ZM214 167H215V166H214ZM214 167H213V170H215ZM216 167H217V165H216ZM216 167H215V168H216ZM218 167H219V166H218ZM95 168H97V166H96ZM100 168H98V169H100ZM102 168H104V167H102ZM102 168H101V169H102ZM116 168H117V166H116ZM119 168H120V167H119ZM124 168H125V167H124ZM190 168H191V170H190ZM190 168H186V170L189 169V170L191 171V173L193 172V174H194V170H192V166H191ZM205 168H206V167H205ZM90 169H91V168H90ZM120 169H121V168H120ZM122 169H123V168H122ZM122 169H121V172H122ZM184 169H185V168H184ZM208 169H209V168H208ZM208 169H207V171H208ZM84 170H85V169H84ZM86 170H87V169H86ZM117 170H119V169H117ZM117 170H116V172H117L116 174H118V171H117ZM126 170H127V169H126ZM139 170H140V169H139ZM186 170H184L183 172H187ZM189 170H188V171H189ZM200 170H201V169H200ZM204 170H206V169H204ZM213 170H212V171H213ZM260 170H261V168H260ZM66 171H67V170H66ZM76 171H77V170H76ZM102 171H103V169H102ZM104 171H106V170H104ZM109 171H111V170H109ZM132 171H133V169H132ZM132 171H131V172H132ZM135 171H136V170H135ZM196 171H198V170H196ZM63 172H64V171H63ZM83 172H84V171H83ZM114 172H115V171H114ZM114 172H113V175H114ZM126 172H127V171H126ZM199 172H200V171H199ZM199 172H198V175H197L198 177H199V175H200V173H201V172H200V173H199ZM208 172H210V171H208ZM254 172H255V174H254ZM53 173H54V170H53ZM77 173H78V172H77ZM102 173H103V172H102ZM140 173H141V172H140ZM195 173H197V172H195ZM214 173H216V172H214ZM219 173H216V174H219ZM257 173H258V172H257ZM82 174H83V173H82ZM84 174H85V173H84ZM88 174H89V173H88ZM186 174L188 175L189 173L187 172ZM209 174H210V173H209ZM261 174H264V172H263L262 170L260 171V175H261ZM21 175H22V174H21ZM21 175H20V176L17 175L18 178H16V181H17V179H19V181H20V185H21L22 187L25 188L26 185H30V178H29L28 176H25V175H22V176H21ZM102 175H103V174H102ZM108 175H109V174H108ZM110 175H111V174H110ZM118 175H119V174H118ZM125 175H126V174H125ZM189 175L191 176V174H189ZM189 175H188V176H189ZM194 175H196V174H194ZM194 175H193V176H194ZM201 175L203 176V174H201ZM207 175H208V174H207ZM56 176H57V175H56ZM83 176H84V175H83ZM90 176H91V175H90ZM114 176H115V175H114ZM183 176H184V175H183ZM193 176H191V177H193ZM197 176H195V178H196ZM209 176H210V175H209ZM57 177H58V176H57ZM108 177H109V176H108ZM120 177H121V176H120ZM135 177H136V176H135ZM191 177H188V179L191 178ZM198 177H197L196 179H198ZM212 177H213V176H212ZM215 177H217V175H216ZM219 177H220V176L217 177V182L219 181V180H218ZM14 178H15V176H14ZM65 178H66V176H65ZM87 178H88V177H87ZM121 178H122V177H121ZM199 178L201 179V177H199ZM209 178H210V177H209ZM249 178H250V179H249ZM84 179H85V177H84ZM84 179H82V180H84ZM113 179H114V178H113ZM117 179H118V176H117ZM125 179H127V178H125ZM185 179H186V177H185ZM207 179H208V177H207ZM248 179H249V180H248ZM263 179H264V178H263ZM76 180H77V179H76ZM93 180H94V179H93ZM97 180H98V179H97ZM107 180H108V179H107ZM183 180H184V179H183ZM189 180H190V179H189ZM189 180H188V181H189ZM201 180L205 181L206 179H205V180H204V179H201ZM212 180H213V179H212ZM212 180H211V181H212ZM221 180H222V179H221ZM225 180H224V181H225ZM56 181H58V180H56ZM133 181H134V179H133ZM184 181H185V180H184ZM186 181H187V179H186ZM192 181H194V178L192 179ZM17 182H18V181H17ZM54 182H55V181H53V183H54ZM60 182H61V181H60ZM85 182H86V181H85ZM100 182H101V180H100ZM110 182H111V181H110ZM139 182H140V181H139ZM197 182H198V181H197ZM222 182H223V181H222ZM249 182H248V183H249ZM58 183H59V182H56L57 185H58ZM80 183H81V182H80ZM90 183H91V182H90ZM90 183H89V184H90ZM92 183H93V182H92ZM111 183H112V182H111ZM116 183H117V182H116ZM119 183H120V182H119ZM126 183H127V182H126ZM131 183H132V182H131ZM131 183H130V184H131ZM189 183H190V181H189ZM194 183H195V182H194ZM200 183H201V182H200ZM203 183H204V182H203ZM218 183H220V182H218ZM218 183H217V184H218ZM227 183L225 184V182H224L225 185H227ZM244 183H245V182H244ZM31 184H32V183H31ZM74 184H75V183H74ZM83 184H84V183H83ZM192 184H193V183H192ZM211 184H212V183H211ZM215 184H216V183H215ZM221 184H222V183H221ZM231 184H232V183H231ZM231 184H230V186H231ZM237 184H238V183H237ZM240 184H239V185H240ZM245 184H247V182H246ZM245 184H244V185H245ZM54 185H55V183H54ZM54 185H53V186H54ZM62 185H65V184L63 183ZM105 185H106V184H105ZM111 185H115V184H111ZM121 185H123L122 182H121ZM133 185H134V182H133ZM189 185H190V184H189ZM213 185H214V184H213ZM213 185H212V186H213ZM225 185H223V186H225ZM228 185H227V186H228ZM233 185H234V184H233ZM30 186H32V185H30ZM30 186H26V187L29 188ZM34 186H35V184H34ZM34 186H32V187H34ZM70 186H71V185H70ZM73 186H74V185H73ZM109 186H110V185H109ZM118 186H119V185H118ZM193 186H194V185H193ZM193 186H192V188H193ZM220 186H221V185H220ZM241 186H243V185L241 184ZM55 187H56V185H55ZM58 187H61V186L59 185ZM58 187H57V189H58ZM67 187H68V186H67ZM74 187H75V186H74ZM79 187H80V186H79ZM92 187H93V186H92ZM106 187H107V186H106ZM123 187H124V186H123ZM197 187H198V186H197ZM199 187H200V186H199ZM214 187H216V186H214ZM214 187H212V189H213ZM217 187H218V186H217ZM238 187H240V186H237V188H238ZM245 187H246V186H245ZM20 188H21V187H20ZM71 188H72V187H71ZM125 188H126V187H125ZM125 188H124V189H125ZM130 188H131V187H130ZM205 188H206V187H205ZM224 188H225V187H224ZM224 188H223V190H224ZM232 188H234V186H233ZM237 188H234V189H237ZM263 188H264V187H263ZM15 189H16V188H15ZM17 189H18V188H17ZM25 189H26V188H25ZM35 189H36V188H35ZM57 189H56V190H57ZM61 189H62V188H61ZM110 189H111V188H110ZM113 189L115 190V191H114V190H113V191L116 192V187H115V188L113 187ZM126 189H127V188H126ZM126 189H125V190H126ZM128 189H129V188H128ZM208 189H209V188H208ZM208 189H207V190H208ZM216 189H217V188H216ZM225 189H226V188H225ZM20 190H21V189H20ZM28 190H29V189H28ZM62 190H63V189H62ZM62 190H61V191H62ZM67 190H68V189H67ZM108 190H109V189H108ZM117 190H118V189H117ZM191 190H192V189H191ZM203 190H204V189H203ZM229 190H230V189H229ZM237 190H239V192L241 191L240 188H238ZM22 191H23V190H22ZM30 191H31V190H30ZM37 191H38V190H37ZM59 191H60V190H59ZM64 191H65V190H64ZM70 191H71V190H70ZM70 191H68V192L71 193ZM79 191H80V190H79ZM102 191H103V190H102ZM133 191H135V190H133ZM214 191H215V189H213L212 192H214ZM226 191H227V190H226ZM235 191H236V190H235ZM25 192H27V191H25ZM25 192L23 193V195L25 194ZM65 192H66V191H65ZM68 192H66V193H68ZM85 192H86V191H85ZM88 192L90 193V191H88ZM118 192H119V191H118ZM121 192H122V191H121ZM187 192L189 193V189H188ZM216 192H217V191H216ZM232 192H233V191H232ZM236 192H237V191H236ZM244 192H245V190H244ZM60 193H61V192H60ZM62 193H64V192H62ZM62 193H61V194H62ZM108 193H109V192H108ZM110 193H111V192H110ZM123 193H124V192H123ZM139 193H140V192H139ZM191 193H192V191H191ZM194 193L197 194V192H194ZM198 193H199V192H198ZM201 193H202V191H201ZM207 193H208V192H207ZM217 193H218V192H217ZM225 193H226V192H225ZM247 193H248V192H247ZM21 194H22V192H21ZM34 194H35V193H34ZM38 194H39V193H38ZM71 194H72V193H71ZM90 194H92V193H90ZM105 194H106V192H105ZM116 194H117V192H116ZM116 194H115V195H116ZM121 194H122V193H121ZM121 194H120V192H119V195H121ZM125 194H126V192H125ZM129 194H131V193H129ZM204 194H205V193H204ZM214 194H215V193H214ZM214 194L212 193L211 195H214ZM222 194H223V193H222ZM227 194H228V193H227ZM229 194H231L230 191H229ZM235 194H236V193H235ZM242 194H243V193H242ZM242 194L240 193V195H242ZM28 195H29V194H27V196H28ZM31 195H32V192H30V195H29V196H31ZM40 195L42 196V193H40ZM63 195H64V194H63ZM63 195H62V196H63ZM96 195H97V193H96ZM98 195H99V194H98ZM133 195H134V194H133ZM186 195H187V194H186ZM216 195H218V194H215V196H216ZM233 195H234V194H233ZM41 196H40V197H41ZM62 196H61V197H62ZM66 196H68V195H66ZM73 196H74V194H73ZM79 196H80V195H79ZM86 196H87V195H86ZM90 196H91V195H90ZM113 196H114V195H113V192H112V197H113ZM116 196L119 197L118 199H120V196H118V195H116ZM122 196H123V195H122ZM126 196H127V195H126ZM200 196H201V194H200ZM204 196H205V195H204ZM219 196H221V195H219ZM237 196H238V194H237ZM245 196H246V195H245ZM19 197H20V196H19ZM22 197H23V196H22ZM34 197H35V196H34ZM75 197H76V196H75ZM103 197H107V196L104 195ZM114 197H115V196H114ZM124 197H125V196H124ZM134 197H135V196H134ZM196 197H197V196H196ZM211 197L213 198V196H211ZM216 197H217V196H216ZM221 197H222V196H221ZM235 197H236V196H235ZM235 197H233V199H234ZM248 197H249V196H248ZM30 198H31V197H30ZM35 198H37V197H35ZM35 198H34V199H35ZM38 198H39V197H38ZM43 198H44V197H43ZM62 198H64V197H62ZM71 198H73V200H74V197H71ZM95 198H97V197H95ZM121 198H122V197H121ZM125 198L127 199V198H129V197H125ZM125 198H124V199H125ZM201 198H202V197H201ZM201 198H198V197H197L198 200H200ZM205 198H206V197H205ZM217 198H218V197H217ZM217 198H216V199H217ZM226 198H228V197H226ZM231 198H232V197H230V199H231ZM28 199H29V198H28ZM32 199H33V198H32ZM34 199H33V201H34ZM57 199H58V198H57ZM66 199H69V198H66V197H65V198H64L63 200H61L60 202H63V203H64V202H66V201H69V200H66ZM75 199H76V198H75ZM77 199H78V198H77ZM114 199H115V198H114ZM118 199H117V200H118ZM122 199H123V198H122ZM129 199H130V198H129ZM191 199L193 200L194 198H191ZM195 199H196V198H195ZM203 199H204V198H202V201H205V200H203ZM219 199H220V198H219ZM235 199H236V198H235ZM243 199H247V198H243ZM73 200H71L69 203L73 202ZM102 200H104V199L102 198ZM102 200L99 199V200H96V201L99 202V201H102ZM132 200H133V199H132ZM214 200H215V198H214ZM214 200H213V201H214ZM76 201H80V200H76ZM82 201H83V200H82ZM87 201H88V200H87ZM89 201H90V200H89ZM92 201H93V200H92ZM92 201H91V202H92ZM96 201H95V202H96ZM124 201H126L128 204H130V202H128L127 200H123V202H124ZM129 201H130V200H129ZM207 201H208V200H207ZM207 201H206V203H207ZM210 201H211V200H210ZM210 201H209V202H210ZM216 201H219V200L217 199V200H215V202H216ZM229 201H230V200H229ZM229 201H228V202H229ZM237 201H238V200H237ZM241 201H242V198H241ZM95 202H92L94 206H95V204H96ZM117 202H120V201H117ZM117 202H116V203H117ZM121 202H122V201H121ZM123 202H122V203H123ZM194 202H195V201L193 200V203H194ZM232 202H233V201H232ZM235 202H236V201H235ZM66 203H67V202H66ZM69 203H68V204H69ZM88 203H90V202H88ZM88 203H87V204H88ZM94 203H95V204H94ZM99 203H100V202H99ZM102 203H104V202L102 201V202L100 203V204H101L100 206H102V205L105 204V206H103V207H104V208L107 207V205H106L107 202H105L104 204H102ZM122 203H121V204H122ZM124 203H125V202H124ZM127 203L123 204V206H126V207H127V205H128ZM133 203H134V201H133ZM197 203L199 204V202H197ZM213 203H214V202H213ZM213 203H212L211 206H213ZM220 203H221V202H220ZM220 203L217 202V205L219 204L218 206H220ZM237 203L240 204V202H237ZM64 204H65V203H64ZM72 204H73V203H72ZM126 204H127V205H126ZM134 204H135V203H134ZM198 204H197V205H198ZM200 204H201V203H200ZM210 204H211V203H210ZM70 205H71V204H70ZM85 205H86V204H85ZM96 205H97V204H96ZM113 205H114V204H112V206H113ZM116 205H117V204H116ZM190 205H193V204H190ZM214 205H215V204H214ZM62 206H63V204H62ZM73 206H76V205H73ZM110 206H111V205H110ZM118 206H119V205H118ZM118 206H117V208H118ZM121 206H122V205H121ZM121 206H120V207H121ZM139 206H140V204H139ZM168 206H169V205H168ZM168 206H167V208H168ZM170 206H171V205H170ZM206 206H207V205H206ZM208 206H209V205H208ZM208 206H207V208H209ZM211 206H210V208H211ZM215 206H216V205H215ZM226 206H227V208L229 209L230 206H231V204H230V206L226 204ZM228 206H229V207H228ZM240 206H241V205H240ZM64 207H65V206H64ZM66 207H67V204H66ZM71 207H72V206H71ZM76 207H77V206H76ZM90 207H91V205H90ZM92 207H93V206H92ZM92 207H91V208H92ZM97 207H98V209H99V204L97 205ZM103 207H100V210H101ZM108 207H109V206H108ZM114 207H115V205H114ZM126 207H123V208L126 209ZM131 207H132V205H131ZM142 207H143V206H142ZM171 207H172V206H171ZM194 207H196V206L194 205ZM220 207H221V206H220ZM238 207H239V205H237V207L234 208V207H233V204H232V208H234V209H232V210L230 209L229 211H230L231 213H233V212L235 211L236 215L234 214V217L236 216L237 218H238L237 215H239V214H240L239 217L245 216V210H242V209H239V210H238ZM68 208H69V207H68ZM91 208H90V209H91ZM123 208H122V209H123ZM140 208H141V207H140ZM214 208H215V207H214ZM239 208H240V207H239ZM71 209H72V208H71ZM73 209H74V208H73ZM75 209H76V208H75ZM88 209H89V208H88ZM88 209H87V210H88ZM95 209H97L96 206H95ZM95 209H94V210H95ZM98 209H97V212L100 211V210L98 211ZM115 209H116V208H115ZM125 209H124V210H125ZM128 209H129V208H128ZM128 209H127V210H128ZM142 209H143V208H142ZM169 209H170V208H169ZM196 209H197V208H196ZM217 209H219V207H218ZM220 209H221V208H220ZM261 209H262V208H261ZM66 210H67V209H66ZM81 210H82V209H81ZM84 210H85V209H84ZM102 210H103V209H102ZM102 210H101V212H102ZM104 210H105V209H104ZM108 210L112 211V209H109V208L106 209L105 211H108ZM144 210H145V209H144ZM153 210H154V209H152V211H153ZM164 210H165V209H164ZM176 210H177V209L175 208V211H176ZM211 210H213V207H212V209H210V215H211ZM215 210H216V209H215ZM88 211H89V210H88ZM88 211H87V212H88ZM92 211H93V210H92ZM110 211H109V212H110ZM137 211H138V210H137ZM149 211H150V209H149ZM170 211H171V209H170ZM194 211H195V210H194ZM205 211H206V210H205ZM216 211H217V210H216ZM216 211H215V212H216ZM220 211L222 212V209L219 210V212H220ZM225 211L229 213V211H227V210H225ZM263 211H264V210H263ZM69 212H70V208H69ZM109 212H108V213H109ZM112 212H114V211H112ZM138 212H139V211H138ZM142 212H143V211H142ZM159 212H160V211H159ZM164 212H165V211H164ZM173 212H174V210H173ZM173 212H172V213H173ZM177 212H178V211H177ZM199 212H201V211L199 210ZM213 212H214V210H213ZM72 213H73V212H72ZM74 213H75V211H74ZM76 213H77V212H76ZM93 213H94V211H93ZM99 213H100V212H99ZM99 213H98V214H99ZM104 213H105V212H104ZM104 213H103V214H104ZM108 213H107V214H108ZM110 213H111V212H110ZM131 213L133 214V212H131ZM146 213H147V212H146ZM156 213H157V211H156ZM166 213H167V212H166ZM217 213H218V212H217ZM70 214H71V213H70ZM87 214H88V213H87ZM91 214H92V213H91ZM98 214H97V216H98ZM121 214H122V213H121ZM128 214H129V213H128ZM162 214H163V213H162ZM162 214H161V215H162ZM169 214H170V212H169ZM198 214H199V213H198ZM207 214H208V213H207ZM215 214H216V213H215ZM219 214H220V213H219ZM223 214H224V216H225V217H223V218L225 219V218L227 217V215H225V213H223ZM223 214H222V216H223ZM229 214H230V213H229ZM78 215H79V214H78ZM94 215H95V214H94ZM114 215H115V216H114ZM125 215H126V214H125ZM138 215H141V214L139 213ZM146 215H147V214H146ZM154 215H155V214H154ZM154 215H153V216H154ZM178 215H179V214H178ZM178 215H175V216L177 217ZM210 215H209V217H212V216H213V213H212V216H210ZM255 215H256V213H255ZM255 215H254V216H255ZM257 215H258V214H257ZM263 215H264V214H263ZM73 216H74V215H73ZM90 216H91V215L89 214V218H90ZM97 216L95 215V217H97ZM105 216H106V213H105ZM121 216H122V215H121ZM141 216H142V215H141ZM156 216H157V214H156ZM193 216H195V215H193ZM202 216H203V213H202ZM217 216H218V214H217ZM219 216H221V214H220ZM219 216H218L216 219H218ZM222 216H221V217H222ZM254 216H253V217H254ZM98 217H100V216H98ZM102 217H103V216H102ZM117 217H118V218H117ZM117 217H116V214H112V215H110V216H109V214H108V217L106 218L105 225H104V226L101 225L102 227H104V229L101 230V229H100L101 227L98 225V226L100 227V228L98 229V232H99V230H101V231H100V232H101V235H102V234H105V235H104V238L106 237V235H108L107 237H109V240H112V242H113V241L116 242V246H115V247H118V248H114V246L112 245V244H114V243H112V242H110V245L108 244L109 246L112 245L113 248H114L115 250L117 249V251H119V249H121V248H120V247H121L120 242H121L122 240H123V243L125 242V243L123 244V247L129 249V248H131L130 246H131L132 244L130 245L129 239H127V235H128L127 233L129 232V229H128V227H129V225H128V221H127L126 219H122V217H120V218L122 219V220H121V219L119 218L118 215H117ZM138 217L140 218V216H138ZM146 217H147V216H146ZM168 217H169V216H168ZM181 217H182V215H181ZM196 217H197V216H196ZM214 217H216V215H215ZM221 217H220V218H221ZM249 217H250V216H249ZM249 217H248V218H249ZM262 217H263V216H262ZM262 217H261V218H262ZM74 218H75V217H74ZM92 218H93V217L91 216V219H92ZM103 218H104V217H103ZM131 218H132V217H131ZM164 218H165V217H164ZM174 218H175V217H174ZM177 218H179V217H177ZM185 218H186V217H185ZM192 218H194V217H192ZM197 218H201V217L198 216ZM204 218H205V217H204ZM227 218H229V217H227ZM227 218H226L225 220H228ZM231 218H232V216H231ZM243 218H245V217H243ZM243 218H242V219H243ZM255 218H259V217L256 216ZM263 218H264V217H263ZM79 219H80V218H79ZM82 219H83V218H82ZM82 219H81V220H82ZM99 219H100V218H99ZM161 219H162V218H161ZM166 219H167V218H166ZM175 219H176V218H175ZM181 219H182V218H181ZM209 219H211V218H209ZM216 219L214 218V220H216ZM233 219H234V218H232V220H233ZM238 219H239V218H238ZM74 220H75V219H74ZM97 220H98V219L96 218V222H98ZM102 220L105 221V218L102 219ZM144 220L146 221L145 218H144ZM144 220H143V222H144ZM147 220H148V219H147ZM150 220H151V219H150ZM162 220H163V219H162ZM164 220H165V219H164ZM187 220H188V219H187ZM212 220H213V219H212ZM220 220H221V219H220ZM234 220H235V219H234ZM234 220H233V221H234ZM240 220H241V219H240ZM243 220H244V219H243ZM245 220H246V218H245ZM261 220H262V219H260V220H258V221H261ZM78 221H79V220H78ZM104 221H102V222H104ZM176 221H177V223H178V220H176ZM176 221H174V223H175ZM180 221H181V220H180ZM184 221H186V220H184ZM195 221H196V220H195ZM199 221H200V220H199ZM222 221H223V222H222ZM222 221H221V222L224 223V225H225V222H226V221H224V220H222ZM230 221H231V220H230ZM230 221H229V222H230ZM248 221H251V220H248ZM256 221H257V220H256ZM133 222H134V221H133ZM133 222H132V223H133ZM147 222H148V221H146V225H147ZM158 222H159V221H158ZM212 222H213V221H211V223H212ZM217 222H219V221L217 220ZM217 222H213V223L216 224ZM231 222H232V221H231ZM239 222H240V221H239ZM85 223H86V222H85ZM154 223H155V222H154ZM182 223H183V222H182ZM187 223L189 224V222H187ZM196 223H197V222H196ZM200 223H201V222H200ZM200 223H199V225H201ZM222 223H221V225H219L220 223H219V224L217 223V224L221 227V226H223ZM241 223H242V222H241ZM83 224H84V223H83ZM96 224H97V223H96ZM96 224H95V225H96ZM98 224H99V222H98ZM102 224H104V223H102ZM135 224H137V223H135ZM135 224H134V225H135ZM141 224H142V223H141ZM163 224H164V223H163ZM171 224H172L173 226L170 228ZM171 224L168 225V226H167V225H163V226L160 225V227H161V228H160L161 231H162V228H163V230H165V229H167V228H169V229H171V230L174 229L173 227H174L175 225H174L172 222H171ZM183 224H184V223H183ZM194 224H195V223H194ZM226 224H227V223H226ZM231 224H232V223H231ZM239 224H240V223H239ZM239 224H238V225H239ZM246 224H248L247 221H246ZM255 224H256V223H255ZM257 224H258V222H257ZM260 224H261V223H260ZM87 225H88V224H87ZM95 225H94V226H95ZM142 225H143V224H142ZM157 225H159V223H158ZM180 225L182 226V224H179L178 227H179ZM197 225H198V224H197ZM199 225H198V226H199ZM207 225H208V224H207ZM210 225H211V224H210ZM210 225H209V226H210ZM212 225H213V224H212ZM212 225H211V227H212ZM227 225H228V224H227ZM234 225H235V223H234ZM243 225H244V224H243ZM243 225H242V226H243ZM85 226H86V225H85ZM96 226H97V225H96ZM132 226H133V224H132ZM143 226H144L145 229H146L145 231L142 229L143 227H142V228H139V227H140V226H139L138 228H139V230L142 229V230L145 232L144 235L146 236V239H143L144 241H142L139 245H137V246H139L137 250H140V247H141V248H144V249L147 248V249H145V250H148V252H149V251L151 250V249H150V245H151V248H152V247H153L152 244L155 243V242H154V243L150 244V243H151L150 240L152 239V240L154 241V239H155L156 237H158V236H155V237L153 236L154 239L151 238L153 232L155 233V230H156L155 228H156V227H155V225H153V224H152V226H151V224H150L149 226H148V225L145 226V224H144ZM153 226H154L155 228H154ZM166 226H167V227H166ZM176 226H177V224H176ZM216 226H217V225H216ZM229 226H230V223H229L228 227H229ZM231 226H232V225H231ZM239 226H240V225H239ZM247 226H248V225H247ZM247 226H246V227H247ZM86 227H87V226H86ZM91 227H92V225H91ZM178 227H177V229H178ZM199 227H200V226H199ZM211 227H210V228H211ZM220 227H218V229H219ZM225 227H226V226H225ZM232 227H233V226H232ZM236 227H237V222H236V226H234V228H236ZM243 227H244V226H243ZM251 227H252V226H251ZM253 227H254V226H253ZM261 227H262V226H261ZM84 228H85V227H84ZM138 228H137V229H138ZM205 228H206V227H205ZM221 228H222V227H221ZM90 229H92V228H90ZM158 229H159V228L157 227V230H158ZM169 229H168V230H169ZM207 229H208V228H207ZM218 229H217V230H218ZM223 229H224V228H223ZM237 229H238V227H237ZM243 229H244V228H243ZM96 230H97V228H96ZM106 230H107V231H106ZM139 230H138V231H139ZM179 230H180V229H179ZM181 230H182V228H181ZM205 230H206V229H205ZM215 230H216V229H215ZM215 230H213V233H212V234H214V235H215V233H216V232L214 233ZM217 230H216V231H217ZM244 230H245V229H244ZM136 231H137V230H136ZM176 231H177V230H176ZM207 231H208V230H207ZM207 231L205 232V234L207 233ZM211 231H212V230H211ZM218 231H219V230H218ZM224 231H225V230H224ZM253 231H254V230H253ZM85 232H86V231H85ZM141 232H142V231H141ZM156 232L159 233L160 231H156ZM163 232H164V231H163ZM168 232H169V231H168ZM184 232H185V229H184ZM220 232H221V234H222V231H220ZM228 232H229V230H228ZM233 232H234V231H233ZM250 232H251V231H250ZM91 233H92V231H91ZM93 233H94V231H93ZM95 233H96V231H95ZM95 233H94V234H95ZM137 233H138V232H137ZM171 233H172V232H171ZM178 233H179V232H178ZM178 233H177V234H178ZM189 233H190V231H189ZM198 233H199V232H198ZM208 233H209V232H208ZM208 233H207V234H208ZM235 233H236V232H235ZM235 233H233V234H235ZM240 233L242 234V232H240ZM247 233H248V232H247ZM251 233H252V232H251ZM251 233H250V234H251ZM262 233H263V232H262ZM89 234H90V233H89ZM132 234H133V233H132ZM156 234H157V233H156ZM156 234H155V235H156ZM163 234H164V233H163ZM169 234H170V233H169ZM173 234H176L175 231H174ZM185 234H186V233H185ZM200 234H201V233H200ZM216 234H217V233H216ZM218 234H219V232H218ZM236 234H237V233H236ZM260 234H261V233H260ZM91 235H92V234H91ZM137 235H138V234H137ZM140 235H141V234H140ZM142 235H143V234H142ZM142 235H141V236H142ZM160 235H161V234H160ZM196 235H197V234H196ZM214 235H213V236H214ZM222 235H223V234H222ZM222 235H220V236L224 239V236H222ZM230 235H232V232H231ZM237 235H238V234H237ZM245 235H246V234H245ZM258 235H259V234H258ZM261 235H262V234H261ZM141 236H140V237H141ZM145 236H144V237H145ZM164 236H166V235L164 234ZM171 236H172V234H171ZM171 236H170V239L173 240V238H171ZM174 236L176 237V235H174ZM207 236H208V235H207ZM207 236H202V237L205 239V237H207ZM217 236H218V235L214 236L213 238L216 240V237H217ZM227 236H228V235H227ZM238 236H239V235H238ZM242 236H243V235H242ZM250 236H251V235H250ZM254 236H255V235H254ZM256 236H257V235H256ZM263 236H264V235H262V237H263ZM99 237H100V236H99ZM131 237H132V236H131ZM168 237H169V236H168ZM172 237H173V236H172ZM182 237H183V236H182ZM185 237H186V236H185ZM187 237H188V236H187ZM187 237H186V240H187ZM218 237H219V236H218ZM221 237H220V238H221ZM230 237H231V236H230ZM239 237H240V236H239ZM96 238H97V237H96ZM138 238H139V236H138ZM189 238H190V237H189ZM197 238H199V237H197ZM203 238H202V240H203V243H204V239H203ZM213 238H212V239H213ZM234 238H236V237H234ZM234 238H233V239H234ZM93 239H94V238H93ZM93 239H92V240H93ZM97 239H99V238H97ZM156 239H157V238H156ZM156 239H155V240H156ZM181 239H182V238H181ZM206 239H208V237H207ZM214 239H213V240H214ZM223 239H219L220 242H221V240H223ZM227 239H229V238H227ZM236 239H238V238H236ZM241 239H244V238L241 237ZM241 239H238V240H241ZM247 239H248V238H247ZM250 239H251V238H250ZM260 239H261V236H260ZM82 240H83V239H82ZM138 240H139V239H138ZM141 240H142V238H141ZM152 240H151V241H152ZM165 240H166V239H165ZM175 240H176V239H175ZM175 240H174V242H175ZM177 240H178V239H177ZM186 240H185V241H186ZM198 240H199V241H202V240H201V237H200ZM208 240H210V239H208ZM208 240H206V241H208ZM217 240H218V239H217ZM219 240H218V241H219ZM224 240H226V239H224ZM224 240H223V241H224ZM234 240H235V239H234ZM254 240H255V239H254ZM36 241H37V240H36ZM84 241H85V240H84ZM95 241H96V240H95ZM99 241H100V240H99ZM103 241L105 242V244H106V243H109V242H106L105 240H103ZM107 241H108V238H107ZM145 241H146V242H145ZM166 241H167V240H166ZM168 241H169V240H168ZM190 241H191V239H190ZM199 241H198V243H196V242H195V243H196V244H199ZM206 241H205V242H206ZM210 241H211V240H210ZM223 241H222V242H223ZM231 241H232V239H231ZM251 241H252V240H251ZM92 242H93V241H92ZM132 242H133V241H132ZM137 242H138V241H137ZM139 242H140V241H139ZM163 242H164V241H163ZM174 242H173V243H174ZM178 242H179V241H178ZM186 242H187V241H186ZM214 242H215V241H214ZM224 242H227V241H224ZM229 242H230V241H229ZM233 242H234V241H233ZM233 242H232V244H233ZM243 242H244V241H243ZM43 243H44V241L42 242V244H43ZM99 243H100V242H99ZM111 243H112V244H111ZM126 243H127V245H126ZM147 243H148V244H147ZM179 243H180V242H179ZM191 243H192V242H191ZM193 243H194V242H193ZM200 243H201V242H200ZM203 243H201V245H200V244H199V245L202 247V244H203ZM207 243H208V242L205 243L206 246L208 245ZM216 243H217V242H216ZM237 243H238L239 245L241 244V242L239 243V242H237V240H236V244H237ZM247 243H248V242H247ZM249 243H250V242H249ZM249 243H248V244H249ZM35 244H36V243H35ZM103 244H104V243H103ZM119 244H120V246H119ZM158 244H159V242H158ZM184 244H185V243H184ZM196 244H194V246H195ZM205 244H204V245H205ZM209 244H210V243H209ZM217 244H218V243H217ZM220 244H221V243H220ZM224 244H226V243H224ZM242 244H243V243H242ZM242 244H241V245H242ZM244 244H246V243L244 242ZM84 245H85V244H84ZM92 245H93V244H92ZM92 245H91V246H92ZM95 245L98 247L97 244H95ZM114 245H115V244H114ZM133 245H134V243H133ZM154 245H155V244H154ZM156 245H157V244H156ZM173 245H174V244H173ZM177 245H178V244H177ZM199 245L196 246V250L199 249V248H198ZM211 245H212V243H211ZM214 245H216V244H214ZM259 245H260V243H259ZM72 246H73V245H72ZM91 246H90V247H91ZM96 246H93V247H96ZM106 246H107V245H106ZM137 246H136V247H137ZM175 246H176V245H175ZM182 246H183V245H182ZM186 246H187V245H185V247H186ZM188 246H189V245H188ZM206 246H204L206 249L209 248V246H207V247H206ZM212 246H213V245H212ZM222 246H223V244H222ZM224 246H226V245H224ZM230 246H231V245H230ZM232 246H233V245H232ZM253 246H255V245H253ZM257 246H258V245H257ZM80 247H81V246H80ZM104 247H105V245H104ZM158 247H160V246H157L156 248H158ZM191 247L193 248V246H191ZM204 247H202V248H204ZM214 247H215V246H213L212 248H214ZM236 247H237V246H236ZM239 247H240V249H242V248H243V245H242V246H239ZM241 247H242V248H241ZM262 247H263V246H262ZM74 248H75V247H74ZM76 248H77V247H76ZM107 248H108V246L106 247V249H107ZM125 248H123V249H125ZM154 248H155V247H154ZM154 248H152V249H154ZM156 248H155V249H156ZM162 248H163V247H162ZM215 248H216V247H215ZM218 248L220 249V248H223V247H220V245L218 244ZM224 248H225V247H224ZM226 248H229V247H226ZM237 248H238V247H237ZM237 248H236V251H237ZM245 248H246V250H247V248H249L248 245H247V247H245ZM251 248H252V245H251L250 249H251ZM255 248H256V247H254V249H255ZM43 249H44V248H43ZM83 249H84V248H83ZM97 249H98V248H97ZM110 249H112V248H110ZM128 249H125V251H126V250L128 251ZM133 249H134V248H133ZM169 249H170V248H169ZM187 249H188V248H187ZM193 249H194V248H193ZM200 249H201V248H200ZM238 249H239V248H238ZM243 249H244V248H243ZM250 249H249V251H250ZM259 249H260V248H259ZM262 249H263V248H262ZM39 250H40V249H39ZM77 250H78V249H77ZM87 250H88V249H87ZM91 250H92V248H91ZM91 250H90V251H91ZM93 250H94V249H93ZM95 250H96V249H95ZM100 250H101V249H100ZM107 250H109V249H107ZM115 250H112V251L114 252ZM129 250L132 251V249H129ZM135 250H136V249H135ZM158 250H159V248H158ZM190 250H191V249H189V251H190ZM194 250H195V249H194ZM202 250H204V249H202ZM207 250H208V249H207ZM207 250H204V252L207 251ZM220 250L222 251V249H220ZM220 250L217 249V252L220 251ZM227 250H228V249H227ZM231 250H232V249H231ZM233 250H234V249H233ZM251 250H252V249H251ZM263 250H264V249H263ZM98 251H99V250H98ZM104 251H106V250H104V248H103L102 253H103ZM109 251H110V250H109ZM125 251H124V252H125ZM142 251H143V250H142ZM142 251H141V252H142ZM172 251H173V248H172ZM197 251H199V250H197ZM200 251H201V250H200ZM211 251H212V249H211ZM211 251H208V252H211ZM215 251H216V250H215ZM221 251L218 252L219 255H220ZM223 251H224V250H223ZM225 251H226V250H225ZM247 251H248V250H247ZM247 251H246V253H247ZM252 251H253V250H252ZM252 251H251V252H252ZM256 251H257V250H256ZM82 252H83V251H82ZM99 252H100V251H99ZM113 252H111V253H113ZM122 252H123V251H122ZM124 252L122 253L123 256H124V254H125ZM136 252H137V251H136ZM138 252H139V253H138ZM138 252H137V253L140 254V251H138ZM151 252H152V251H151ZM163 252H164V251H163ZM163 252H162V253H163ZM183 252H184V250H183ZM190 252H191V251H190ZM190 252H189V253H190ZM192 252L194 253V251H192ZM213 252H214V251H212V254H213V255H211V256H214V253H213ZM217 252H216V253H217ZM241 252H242V250H241ZM241 252H239V250H238L237 253H238V254H239V253L241 254ZM253 252H254V255H253V253H252V255L255 256L256 253H255V251H253ZM102 253H101V254H102ZM105 253H106V255H107V258H109V255L107 254V252H105ZM109 253H110V252H109ZM111 253H110V254H111ZM115 253H117V252L115 251ZM115 253L112 254V256L110 255V257H113V256L115 255ZM118 253H120V252H118ZM118 253H117V255H118ZM127 253H130V251L127 252ZM127 253H126V255L124 256L123 260L120 261L119 264H122V263H123V264H145L147 261H148V262L151 261V260H149L150 257H151V255L147 256V258L149 257L148 260H146V261L143 260V257H145L144 255L146 254V251H145V253H143L142 257L139 256L140 258L138 257L137 253H135L136 255L134 254V252L131 253V254H127ZM154 253H155V252H154ZM162 253H161V254H162ZM179 253H180V251H179ZM186 253H187V252H186ZM198 253L201 254V253H203V251L198 252ZM198 253L195 252L194 254H198ZM206 253H207V252H206ZM216 253H215V255H216ZM222 253H223V252H222ZM224 253H225V255H224ZM224 253H223V256H224V257H227V255L229 254V253L226 254V252H224ZM234 253H235V252H234ZM237 253H236V254H237ZM244 253H245V252H244ZM257 253H258V252H257ZM262 253H263V252H262ZM103 254H104V253H103ZM148 254H149V253H147V255H148ZM150 254H151V253H150ZM166 254H168V253H166ZM172 254H173V253H172ZM182 254H183V253H182ZM184 254H185V253H184ZM207 254H208V253H207ZM218 254H217V255H218ZM238 254H237V255H238ZM240 254H239V257H240ZM249 254L251 255L250 252H249ZM89 255H90V254H89ZM106 255H103V256H106ZM117 255L115 256V258H117V257H119V256H120L121 258L123 257V256L120 255V254H119V256H117ZM159 255H160V254H159ZM163 255H164V254H163ZM163 255H162V256H163ZM169 255H171V254H169ZM187 255H188V254H187ZM189 255H190V254H189ZM189 255H188V256H189ZM204 255H205V254L203 253V256H204ZM209 255H210V254H209ZM217 255H216V256H217ZM243 255H244V254H243ZM246 255H247V254H246ZM246 255H245V256H242V257H244V258H241V257H240V258L242 259V261H243V259H244V260H247L248 257L250 256V255H248V257H247V259H246V258H245ZM257 255H258V254H257ZM257 255H256L255 257H257ZM263 255H264V254H263ZM82 256H83V255H82ZM96 256H98V255H96ZM100 256H101V255H99V257H100ZM172 256H173V255H172ZM178 256H179V255H178ZM183 256H184V255H183ZM185 256H186V254H185ZM191 256H194V255H191ZM197 256H199V255H197ZM201 256H202V255H201ZM203 256H202V257H203ZM221 256H222V255H220V257H221ZM235 256H236V255H235ZM235 256H234V258H235ZM253 256H252V259L255 258V257L253 258ZM260 256H262V254H261ZM76 257H77V256H76ZM176 257H177V256H176ZM186 257H187V256H186ZM202 257H199L198 259H200V258H202ZM205 257H207V256L205 255ZM209 257H210V256H208V258H209ZM218 257H219V256H217L216 259H218ZM87 258H88V257H87ZM100 258H101V257H100ZM170 258H171V257H170ZM177 258H178V257H177ZM177 258H176V259H177ZM193 258H195V260H196L197 257L194 256ZM208 258H207V259H208ZM227 258H230V256L227 257ZM240 258H237V257H236V260L238 259L237 262L240 260ZM250 258H251V257H249V259H250ZM262 258H263V257H261V259H262ZM102 259H103V258H102ZM104 259H105V258H104ZM144 259H145V258H144ZM162 259H163V261H164V258H162ZM179 259H181V258H179ZM202 259H204V257H203ZM211 259H212V258H210V259H208V260L210 261ZM213 259H215V258H213ZM225 259H226V258L223 259V260H224L223 262H225ZM230 259H232V258H230ZM230 259H229V260H230ZM249 259H248L247 261H249V263H251L253 260H251V262H250ZM256 259H257V258H256ZM259 259H260V258H259ZM76 260H77V259H76ZM90 260L92 261V258H90ZM107 260H108V259H107ZM109 260H113V261H114L115 259H114V257H113V258H111V259L109 258ZM117 260H120V258H118ZM142 260H143V261H142ZM167 260H168V259H167ZM187 260H188V259H187ZM208 260H207V261H208ZM219 260H220V261H218L219 263L222 262V257L219 258ZM227 260H228V259H227ZM229 260H228V261H229ZM262 260H263V262H264V258H263ZM262 260H258V259H257L256 261H257V262H258V261L260 262V261H262ZM71 261H72V260H71ZM85 261H86V260H85ZM93 261H94V260H93ZM96 261H99V260H95L94 263H95ZM100 261H103V264H104L105 262L108 263L107 261L104 262V260H100ZM113 261H111V262H113ZM172 261H173V259H172ZM174 261H175V260H174ZM176 261H177V260H176ZM205 261H206V258H205ZM216 261H217V260H216ZM233 261H234V260H233ZM233 261H232V262H233ZM242 261H241V262H242ZM254 261H255V260H254ZM74 262H77V261H74ZM109 262H110V261H109ZM111 262H110L109 264H112ZM118 262H119V261H118ZM185 262H186V261H185ZM190 262H191V261H190ZM211 262H212V260H211ZM211 262H210V263H211ZM218 262H217V263H218ZM229 262H231V261H229ZM229 262H227V263L229 264ZM232 262H231V263H232ZM241 262H239V264H240ZM243 262H244V261H243ZM45 263H46V262H45ZM80 263H81V262H80ZM82 263H83V262H82ZM86 263H87V262H86ZM88 263H89V262H88ZM88 263H87V264H88ZM91 263H92V262H91ZM114 263H116V262H113V264H114ZM149 263H150V262H149ZM161 263H163V262H161ZM173 263H174V262H173ZM175 263H176V262H175ZM182 263H183V262H182ZM199 263H200V260H199ZM205 263H206V262H205ZM227 263H225V264H227ZM231 263H230V264H231ZM234 263L237 264L236 261H235ZM234 263H232V264H234ZM249 263H248V264H249ZM254 263H255V262H254ZM96 264H99V263L96 262ZM183 264H184V263H183ZM185 264H186V263H185ZM207 264H208V262H207ZM213 264H214V262H213ZM222 264H223V263H222ZM243 264H244V263H243ZM245 264H247V263H245ZM252 264H253V263H252ZM256 264H257V263H256ZM259 264H260V263H259ZM261 264H262V263H261Z\"/></svg>",
    "mask_w": 264,
    "mask_h": 264
}]
</instances>
